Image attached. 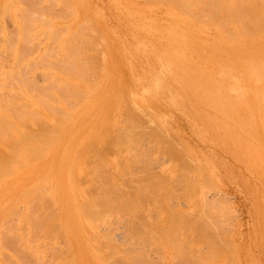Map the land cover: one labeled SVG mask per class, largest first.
<instances>
[{"label": "rangeland", "instance_id": "rangeland-1", "mask_svg": "<svg viewBox=\"0 0 264 264\" xmlns=\"http://www.w3.org/2000/svg\"><path fill=\"white\" fill-rule=\"evenodd\" d=\"M9 1H11V0H9ZM8 1V2H9ZM17 0H12V5H10L9 7H10V9L7 7V1L6 0H0V21H2V22H0V31L2 32H0V38H1V45L2 46H6L7 47V45L9 44L10 46V48L8 47L7 48V50H6V47H5V52L3 51V50H1V48H3V47H1L0 46V55H4V58H3V56H2V58L0 59L1 61H0V63H2V64H0V70L2 69V71L0 72V76H1V74H2V76H3V78H5V77H8L7 79L5 78V79H3L2 77H0V78H2L1 80L2 81H4L5 80V82H0V83H5V86H2V87H4V89L0 86V88H2V89H0L1 91V93H4L5 91V88H8L7 86H6V84L9 86V84H10V82H11V79H9V76L11 75V74H14V73H18V72H16L15 71V69H16V66H18V65H22V67H21V69H18V70H21L22 71V73H24L25 71H27L24 67L26 66L25 64H27V62H28V58H29V61H30V58L32 59L30 62H33V63H35V57L36 58H38V60L39 61H41V64H43V65H45L44 67H42V65H41V67L43 68L42 70H45L46 72H47V74H46V76L45 77H47V76H49L50 75V78L52 79L53 78V76H51V74H48V71L50 72V73H55V74H53L54 76H61L62 78L64 77V79H63V81L65 80V79H67V81H66V83L64 84V88H66V89H68L67 87L69 86V85H71L70 87H73V86H76V85H79L78 87H81V89H83L82 91H85V93H82V91H81V89L79 88V90L81 91V93L83 94V95H81V96H83L84 97V94H86L85 95V97L87 96V99L86 98H84V100L85 101H82L83 100V98L81 97V96H79L80 95V93H79V91H78V96L82 99H79V98H77V99H79L78 101L80 102H78L77 101V99L75 98V96L77 95H74L73 94V92H72V94H70L71 96H72V101H70L69 100V102H70V104H74V103H76V104H74L75 106H72V105H70V104H68V107H67V103H65V102H67V100H68V98L66 97L67 96V93L66 92H64L66 95L65 96H63V98L62 99H65L64 101L59 97V96H61L60 94H58L57 95V92H59V91H56L57 90V88H58V86H60L61 88H62V86L58 83V82H56L57 80V78L56 77H54V78H56V79H54V81H55V85L57 84V88H55V86H54V91H53V89H51V87H49L50 89H51V94H49L48 95V92L50 91V90H47L48 92L45 94V95H43L44 94V90L42 91L41 90V92H43V93H41V95H43L45 98H47L46 100H48L49 102L48 103H51L52 102V104L53 105H51V108L50 107H46L45 106V101H44V99H43V104H44V107H46L47 108V110L45 109V108H43L42 107V105H40V106H37V105H39V104H41V101H42V99L40 100V103L38 102V100L40 99L39 97H40V95H38L37 94V92H36V90L34 91V89H35V86H33V85H30V87L32 86V89H33V87H34V89L32 90L31 88H29V85L28 84H26L27 86H28V88L26 87V85H25V83H23V82H21V81H18L19 79L18 78H20L21 80H27L28 79V74H29V76L31 77L30 79H33V76H35L36 75V71L37 70H41V67L40 68H38V65H39V61L37 62V60H36V62H37V66H35V64H33V66L34 67H37V68H35V69H32V68H34V67H32V68H30L31 66H32V64H31V66H29L30 65V63H29V65L27 64V66H26V68L28 69V71H30V73H28L27 74V76H26V73H25V75L24 76H26V77H18L21 73H19V75L17 76V79L16 78H13V79H16L17 81L15 82V83H13V82H11V86L14 88V90H18V91H22V90H24V88L27 90V92H25V94H24V92H23V94H22V92L20 93V95L22 94L23 95V97H26V98H23V100H20L19 101V103L21 102V104H24L23 102H26V101H31V103L33 104L32 106H28V107H26V108H30L31 109V107L32 108H34L35 107V109L37 110V111H39V114L41 115L40 116V119L45 123V125H46V128L47 129H49V130H51V132H52V135L54 136L53 138L54 139H52V140H54V141H51V143L49 144L48 143V145L49 146H51L50 147V151H47V150H49L48 148V146L46 147L47 149H45L44 151H46V153H48V154H46L45 152H44V155H45V157L44 158H46V160L48 159V157L50 158H52V161H50V160H47V163H46V165H48V167L45 169V170H43V172L42 171H39V173H38V175L40 174L41 175V177H44V178H47V179H45L44 181H45V185L46 186H48V184H49V179L50 178H52V179H50L51 181H50V184H51V186H50V184H49V187H47V188H53V187H55V193H56V195H57V197H58V199H59V201H60V205L62 206V210L60 211L59 210V204H58V201H57V203L56 202H54V201H52V204H54V208H53V205L51 206L53 209H55V204H57V206H56V208L58 207V217H57V214L55 213V215L54 216H56V218L58 219V221L59 222H61V226L62 227H64L63 229H64V232H65V228H68V229H66V235L67 236H63V237H61L60 235H57L58 234V231H57V229H59V227L57 228V225H59L57 222V220L56 221H54L55 222V224H53V226L52 227H50V228H53L55 225H56V227H54L53 228V230H51L50 229V231H52L55 235H57L58 236V238L61 240V241H63L64 243H62L59 239L58 240H56V238H57V236H55L52 232V234H53V236H55V241H53L52 240V242H51V240H46L47 241V245H48V247H49V249H48V251H49V253L50 252H52L53 250H59V252H60V254H62L63 255V257H65L66 259H65V262L68 260L69 262H64V264H108L109 262H113L112 264H119L120 262H121V260L123 261L122 263H120V264H126L127 263V261H128V263L127 264H140L142 261L144 262L145 260H142L141 258H146L147 256V254H149V257H147L148 259L150 258V257H154L152 260L155 262V260L157 261V259H158V257L161 259L162 258V260L161 261H157V263L158 264H172V263H174V264H184V260H186V259H183V257H175L174 255H176L177 253H173L172 251H175L173 248H171L170 246H166L165 244H161V240L159 241V247H158V249L160 250V252H158V253H162V254H164L165 255V257H164V259L165 260H163V257H161V256H164V255H162L161 254V256H157V255H155L154 253H156L155 251L157 250V246L154 248V253L153 252H151V250H149V249H146L145 248V245H148L147 246V248H149V247H151L152 245H154V243H151V245L150 244H145V245H143V247H142V249L144 250V251H146V250H149V253H147V254H145L144 256L142 255V256H139V257H130V256H128V254H123V252H121V251H119V250H121L122 249V247L124 248L126 245H127V242H128V244L130 243L131 244V242L133 241V238L131 237V235H130V233H129V231L128 230H130V229H125V228H128L129 227V225H130V222H132L131 224H132V226H130L129 228H131V227H134V224L133 223H135V229L136 230H141V231H145L143 234H137V232L136 233H132V235H134V236H144L145 235V237H143V240L144 241H146L147 243L149 242V240L146 238V234L148 233L146 230H144L143 229V227H144V223L146 222V221H148V220H146L149 216L150 217H152V220L150 219V217L148 218L149 220H151L150 221V223L152 222V225H154V224H156V222L155 221H157V223H159L160 225H166L167 223H168V226H166L168 229H170L169 228V224L170 223H174V222H176V220H180L179 222H181V220L184 218V219H187V216H186V214H189V218H190V221L191 220H194V219H192V217L193 218H196V220H194L193 222H195V223H198L200 220L199 219H202V218H200V217H205L204 215H206V213L207 214H210V215H206V218L209 220V219H211V221H212V218L211 217H213L215 220H217L218 222H217V224L220 226L219 228L220 229H218L216 226V232L218 233V230L220 231L218 234L219 235H221L222 236V238L221 237H218L219 238V240L221 239V241H222V239L224 238V240L222 241V242H224L225 240L228 242H226L227 243V246H228V248L227 247H225V245L226 244H224V243H222L221 241V244L223 245V248L225 247L226 249H225V251L227 250H230L231 249V251L233 252V251H235V252H233V253H235L234 255H235V261L236 260H238V259H240V260H238V262L236 261H233V262H235V263H238V264H264V131L262 130V128H261V126L263 127V129H264V110H262V113L260 114L259 112L257 113V111H256V108H255V96H253L254 95V92L257 90V89H259L261 92H260V104L262 105V108H264L263 106H264V96H262V95H264V93H263V91H264V89H262V88H264V76H261V75H264V74H260L259 73V70L262 68V70L264 71V66H261V65H263L264 64V52H263V50H264V42H262L263 40H264V28H262V30H260L259 32L258 31H256V34H252L251 33V35H252V37H251V35L249 36V34L248 33H244V37H245V39L247 40V41H245V40H243V42L245 41V43L246 44H243V42H242V38H244L243 37V32L244 31H242V30H240L239 31V29H243V28H241L240 27V25H237V24H235L234 25V23L235 22H233V24H232V22L230 23H228L227 25H226V27L229 29V31L231 30V31H233V33H234V31L236 32V37L237 38H233V34L231 35L232 37L231 38H233L236 42H234V40L232 41V39L231 38H229L228 37V39H227V37L226 36H228L227 34V32L225 31L224 32V30H222V32H221V29L220 28H216L217 26L219 27V25H218V23L217 22H214V20H212L213 18H210L209 17V15H211V13L208 15L207 13H206V11H203V13H202V11L200 12L201 14H198V13H196V14H198L197 16L196 15H194V14H192L191 13V15H190V13H189V10H188V12H187V14H189V15H186V17L187 18H190L189 20H191V21H188V20H185V13H182V15L184 14V16H182L181 15V13H179V10H181V9H178L177 7H174V5L173 6H171V5H169V3H167L166 4V2H165V0H163L165 3L163 4V1L162 0H83V2H84V4H86V5H88V6H86V8H87V12H86V9H85V6H80L81 4H82V0H73V1H76V2H73V1H71V2H69L70 4H72L73 3V6H74V3H78L77 4V7H75L76 9L78 8V10H80L81 9V7L82 8H84V10H85V15L84 14H82V11L84 12V10H80L79 12H78V10L77 11H75L74 12V14L72 13L71 14V16L73 15L74 17H73V19H72V17H68L66 14H67V12L65 11L66 9H67V7H68V9L69 10H71V11H73V10H76V9H74L73 8V6L71 5L70 6V4L69 3H67L68 4V6H66L65 5V3L66 2H68V0L66 1V0H59L60 1V3H59V1L58 0H55V2H52V1H54V0H48V2L50 3V4H48L47 2H46V5L42 8V6L44 5V3H45V1H47V0H41V2H43L42 4V6H41V4H40V0H23V1H25L24 3H23V1L22 0H20L21 1V5L19 4V0L16 2ZM36 1H38L37 3L38 4H36L35 2ZM51 1V2H50ZM70 1V0H69ZM169 1V0H168ZM167 1V2H168ZM260 1H264V0H260ZM3 2V3H2ZM13 2H15V3H13ZM29 2H30V4H35V8L33 7L34 5H30L29 6ZM32 2V3H31ZM5 3V4H4ZM17 3V4H16ZM55 3V4H54ZM59 3V4H58ZM79 3H81V4H79ZM159 3V4H158ZM162 3V4H161ZM172 3V2H171ZM8 4H11V3H8ZM14 4V5H13ZM15 4H16V7H17V10L19 9V8H21V7H23L22 9L23 10H26L27 12L25 13V11H23L22 10V12L23 13H25V17H24V15L21 13V9L19 10V11H16V10H14V6H15ZM22 4H24L25 6L26 5H28V6H26L28 9H24V6L22 5ZM39 4H40V6H39ZM63 4V5H62ZM6 5V6H5ZM49 5V6H48ZM58 5H61V8H59V6ZM65 5V7H62V6H64ZM79 5V6H78ZM19 6H21V7H19ZM48 8H47V7ZM55 6H57L58 8H55ZM2 7H4V8H6L8 11H3V13H5L3 16H4V20L6 21V22H4V20L2 19V10H3V8ZM14 7V8H13ZM25 7V8H26ZM31 8V11H33V9H34V15H33V13L30 11V8ZM41 7V9H39ZM51 7H52V9H51ZM71 7H72V9H71ZM80 7V8H79ZM166 7V8H165ZM1 8H2V10H1ZM54 8H55V10L56 9H58V11L56 10V11H54ZM62 8L63 9H65L64 11L65 12H63V10H62ZM89 8V9H88ZM174 8H176L175 10H174ZM38 10V11H36V10ZM51 11H50V10ZM67 9V10H68ZM178 9V10H177ZM5 10V9H4ZM60 10V11H59ZM88 10H90L89 12H88ZM177 10V11H176ZM54 11V12H53ZM71 11H68V12H71ZM181 11H183V10H181ZM9 12H10V14H9ZM31 13V14H29V13ZM37 12H39V14L40 15H38V13ZM56 12V13H55ZM60 12V13H59ZM61 12H63V13H61ZM192 12V11H191ZM195 11H193V13H194ZM205 12V13H204ZM35 13H37V15H38V19H36L37 18V15L35 14ZM50 13V14H49ZM53 13V14H52ZM64 13H66V14H64ZM81 13V15H82V18L84 19L86 16H89L88 15V13L89 14H91L90 16H91V18L93 19V17L92 16H94V20L96 21V23L98 24V25H96V26H94L95 25V21L93 22V21H91V19H90V21L88 22L87 20H89V19H87L86 20V18H85V20L84 21H86V22H88V23H90V22H92V23H94L93 24V26H94V28H96V27H98L99 28V30H98V32L96 33L95 31H97L96 29H94V28H92V23L91 24H88V26L90 27L89 29H91V31L88 29V27L86 28V25H85V27L83 26L84 25V23L82 24V23H80V20H82L83 21V19L81 18V15L80 16H78V14H80ZM86 13H87V15H86ZM17 14V15H16ZM27 14H29V15H27ZM55 14H57L56 16H57V18H60V15H61V18L58 20V19H56V18H54V20H52V18L53 17H55ZM59 14V15H58ZM63 14L64 15H66V16H63ZM174 15V16H172V15ZM212 14H214V12H212ZM6 15V16H5ZM12 15V16H11ZM23 15V18L25 19V18H27V19H25L27 22H28V19L31 21H29L28 23H31L32 24V22L33 21H35L33 24H32V26H31V24H30V27L28 26L29 24H27V26H28V29L30 30V31H32L33 29L35 30V27H36V30L34 31L33 30V34L36 32H38V30H39V32L42 34V29L40 30V28H45L44 29V31H43V34H44V36H40V33H35L34 35L35 36H37L38 34V42L36 41V39H35V36H33L34 38H32V39H34L36 42H34V40H30L31 42H29V38H31L32 36V32H26V31H28V29L25 31V24H24V26L22 25L23 24V20L21 19L22 17L21 16ZM34 17H33V16ZM52 17H51V16ZM54 15V16H53ZM69 15H70V13H69ZM202 15V16H201ZM205 17H204V16ZM214 15H216V13L214 14ZM218 15V14H217ZM9 16V17H8ZM16 16H20V20H18V17L16 18ZM48 16V17H47ZM78 16V19H74V18H76ZM177 16V17H176ZM195 17L194 18V20H193V18H191V17ZM198 16H200V17H198ZM208 16V17H207ZM8 17V18H7ZM32 17V18H31ZM51 17V18H50ZM64 17L65 18H68V19H64ZM196 17H198L197 19H196ZM201 17H204V18H202L203 19V21L205 20V22H201L200 20H198V19H200ZM208 19H207V18ZM214 17V16H213ZM217 17V19H219L218 18V16H216ZM7 18V19H6ZM11 18H13V20L11 21ZM81 18V19H80ZM186 18V19H187ZM215 18V17H214ZM31 19H34V20H31ZM36 19V20H35ZM51 19V20H50ZM61 19H62V26L65 24L66 26L68 25V23L67 22H69V26L71 25V24H74V25H71L70 27L68 26V27H66L65 25H64V27H62L61 25H59L60 23H59V21H61ZM175 20V21H177L175 24H174V21H171V20ZM211 19V20H210ZM24 20V22H26ZM37 20H40L39 21V25H37ZM64 20V21H63ZM73 20H76V21H74L73 22ZM79 20V21H78ZM192 20L193 21H195V23L194 22H192ZM208 20H210L211 21V23H215L216 24V26L215 25H213V24H211ZM216 20V19H215ZM14 21V22H13ZM52 23H51V22ZM57 21V22H56ZM70 21L72 22V23H70ZM83 21V22H84ZM217 21V20H216ZM219 21V20H218ZM3 22H4V24H6L7 23V26L5 25V27L6 28H8L9 29V31H11V29H12V32L10 33V34H12L13 33V26H14V24L13 23H15V31H14V33H15V35H17V33H16V30L18 31V29H19V36H15L16 37V39L18 40V43L16 42V39H15V37H14V33L11 35L12 37H14L13 39H12V37L10 38V35L8 34L9 32H7L8 30L5 28V27H3ZM26 22V23H27ZM41 22V23H40ZM49 22H50V24H52V26L49 24ZM56 22V23H55ZM78 22H79V24L81 25V27L79 26L78 27V30L80 31H78V30H76V27L78 26ZM173 22V23H172ZM184 22V23H183ZM21 23V24H20ZM43 23V25H40V24H42ZM67 23V24H66ZM75 23H77V25L75 24ZM181 23V24H180ZM182 23H183V25H182ZM197 23V24H196ZM199 23H201L202 25H205V26H200V25H198ZM48 24H49V26H48ZM171 24H173V25H171ZM176 24H177V26H176ZM209 24H211L212 25V27H210L209 28ZM59 25V28H60V30L59 29H57V28H54V26H58ZM175 25V26H174ZM181 25V26H180ZM187 25V26H186ZM190 25V26H189ZM210 25V26H211ZM17 26V27H16ZM19 26V27H18ZM42 26V27H41ZM74 26V27H73ZM83 26V27H82ZM183 26V27H182ZM214 26V27H213ZM234 26V27H233ZM237 26V27H236ZM2 27V28H1ZM24 27V29H22ZM31 27L33 28L32 30H31ZM62 27V28H61ZM170 27H173V28H170ZM201 27H203V28H201ZM230 27V28H229ZM239 27V29H237ZM264 27V26H263ZM18 28V29H17ZM84 28V29H83ZM85 28L87 29V31L85 30ZM167 28H170L169 30L167 29ZM177 28V29H176ZM182 28H184V29H182ZM195 28V29H194ZM200 28V29H199ZM213 28H215V29H213ZM4 29H5V31H4ZM50 29V30H49ZM74 29V31H72ZM191 31L192 29V31L190 32L189 30ZM20 30H22L23 32H24V34H25V36L26 37H28V36H31V37H29V38H22V37H24V36H22V32L20 31ZM75 30L77 31L76 32V34L79 32V33H81L82 32V30H85V31H83V33L84 32H88V35L90 34V32H92V34L93 33H95V35H90V36H88L87 35V38L86 39H88V41L85 39V37H82L83 35H82V33H81V39L80 40H82V39H84L83 40V42H84V44H82L81 43V41H80V45L78 44V42L76 43V41H78L77 40V38H80L79 36V34H77L78 36H75V34H73V33H75ZM92 30H95V31H92ZM182 30V31H181ZM187 30V32H185ZM199 30H200V32H199ZM201 30L202 31H204L205 30V32H202V35H201ZM213 30V31H212ZM218 30V31H217ZM244 30V29H243ZM4 31V32H3ZM52 31V32H51ZM102 33H101V32ZM175 31V32H174ZM179 31H180V33H182L181 35H180V33H179ZM239 31V32H238ZM262 31V32H261ZM54 32V33H53ZM55 32H56V34H55ZM58 32V33H57ZM69 32V33H68ZM73 32V33H72ZM99 32H100V34H102V37H105L106 39L104 40H102L103 41V43H106V42H104V41H107V44L108 45H106L105 44V46H104V52H103V49H101L102 47H103V45L101 46V45H99L100 43H101V41H99V37H101V35H99ZM185 32V33H184ZM209 32H210V35H208L209 34ZM221 33V35L219 34V33ZM240 32H242V33H240ZM258 32V33H257ZM7 33V34H6ZM28 33H30L31 35H28L27 36V34ZM51 33H53V36H52V34ZM61 33V34H60ZM205 33H208V34H205ZM217 33H218V35H217ZM225 33H227V34H225V36H224V34ZM238 33H240V34H238ZM255 33V32H254ZM47 34H48V36H47ZM50 34H51V36H50ZM68 35V34H70L68 37H69V39L70 40H72L74 37H75V40H73L74 42H72L71 41V43H74V44H78V50H80L81 48H86V47H88L87 49H82L81 50V52H79L78 53V51H77V48H74V46L75 45H70L71 43H70V40L68 39V40H66L67 38H65V36L66 35ZM169 34H170V36H169ZM177 34H178V37H177ZM187 34V35H186ZM239 35V37L241 36V38L239 39V37H238V35ZM263 34V35H262ZM5 35H6V37H5ZM85 36H86V34H84ZM173 35V36H172ZM214 35H216V36H214ZM230 35V34H229ZM256 35V36H255ZM260 37H259V36ZM7 36L9 37V40H8V38H7ZM22 36V37H21ZM92 36H97V37H93V38H95V39H93L92 38ZM167 36H169V38H170V40H169V38L167 37ZM212 36H214V37H212ZM247 36V37H246ZM255 36V37H254ZM258 36V37H257ZM4 37H5V40H6V43H5V41H3L4 40ZM60 37H61V39H64V40H61L60 39ZM62 37H64V38H62ZM67 37V36H66ZM92 38V40H91V42L92 43H94V44H92L91 42H90V39ZM102 37H101V39H102ZM177 37V38H176ZM183 37V38H182ZM210 37V38H209ZM218 39H217V38ZM20 38H22V39H20ZM39 38H40V40H39ZM58 38V39H57ZM90 38V39H89ZM168 40H167V39ZM171 38H173V39H171ZM180 38V39H179ZM187 38V39H186ZM211 38H213L214 40H215V42L214 43H211L212 42V39ZM224 38V39H223ZM253 38H256V39H253ZM3 39V40H2ZM12 39V40H11ZM15 39V40H14ZM24 39V40H23ZM60 39V42H62L63 43V45H62V43H60L61 44V46H60V44H59V46H60V48H62V49H59V46H58V44H56V45H54V48L52 47V43H51V40H52V42H54V43H57L56 42V40H59ZM98 39V40H97ZM100 39V40H101ZM179 39V40H178ZM236 39H239L238 41H240V42H238ZM249 39H251V41L249 40ZM7 40H8V42H7ZM21 40H23V41H27L26 42V45L27 46H30L33 42L36 44L35 46L34 45H31V46H33V49H34V47L36 48V47H38L39 46V48H36V49H32V47L30 46L29 48H30V50L29 49H27L26 48V45H25V47L22 45H18V44H20V42L19 41H21ZM53 40H55V41H53ZM66 40V41H65ZM94 40V41H93ZM174 40V41H173ZM203 42H202V41ZM213 40V41H214ZM219 40H221V41H219ZM223 40H225V42L223 41ZM231 40V41H230ZM255 40V41H254ZM44 41V42H43ZM172 41H173V43H172ZM206 41V42H205ZM250 41V42H249ZM5 44H4V43ZM10 42H12V43H10ZM15 42L17 43L16 45H15ZM47 42V43H46ZM50 44H49V43ZM85 42H90V44H91V46H89V44L88 43H86L85 44ZM96 42H98V46H97V43ZM183 42H185L184 44H183ZM219 42H222V43H220V44H217V43H219ZM233 43V44H231V43ZM22 43H24V42H22ZM29 43H31L30 45H29ZM33 43V44H34ZM42 43L44 44V45H42ZM68 44L69 46L68 47H71L72 48V52L74 51L73 50V48L76 50L75 52H76V54H75V52L74 53H72L71 51H68V48H66L65 49V44ZM170 43V44H169ZM240 45H239V44ZM250 43H252V44H254L253 46L250 44ZM13 44V45H12ZM96 44V45H95ZM102 44V43H101ZM205 44H206V46L207 47H205ZM16 46V48H15V46ZM40 45H41V47H40ZM46 45V46H45ZM84 45H86L85 47H84ZM118 45V46H117ZM176 45V46H175ZM180 45H183V46H180ZM215 45V46H214ZM218 45V46H217ZM225 45H227L226 46V48H225ZM259 45V46H258ZM18 46V47H17ZM56 46H58V49L56 50L55 48H56ZM77 46V45H76ZM82 46V47H81ZM166 46V47H165ZM179 47V49H178V47ZM185 46H187V47H185ZM202 46V47H201ZM220 46L223 48V49H220ZM232 47L233 46V48H230V47ZM238 46V47H237ZM245 46V47H244ZM252 46V47H251ZM258 46V47H257ZM261 46V47H260ZM12 47H14V48H12ZM23 49V51L20 49ZM52 47V49H54L55 51H53L52 49L50 50V48ZM67 47V46H66ZM81 47V48H80ZM95 47L96 48H98V49H95ZM107 48V50H105L106 48ZM168 47H169V50H167L168 49ZM185 47L186 48V51H184L185 50V48L183 49V48ZM260 47V48H259ZM109 48V49H108ZM119 48V49H118ZM165 48V49H164ZM190 48H191V50H193V51H191L190 50ZM218 50H217V49ZM243 48V49H242ZM4 49V48H3ZM24 49H27V50H25L24 51ZM70 49V48H69ZM103 52V53H105V51L107 52L105 55L103 54V55H101L102 54V52H100V50ZM171 49V50H170ZM178 49V50H177ZM183 49V50H182ZM196 49V50H195ZM241 49V50H240ZM16 50V51H15ZM18 50V51H17ZM21 50V52H19ZM42 50H43V52L44 53H42V56H43V58H41L40 57V59H39V57H37V56H40L41 55V52H42ZM59 50L61 51H63V53L64 54H67V52H71V55L69 56V57H67L68 55H64V60H66V57L68 58V61H66L65 63H63V64H65V66L63 65V66H61V60L63 59L62 57H60L59 56V54H60V52H59ZM93 51V52H90V51ZM96 50H98L99 51V54H98V51H96ZM120 50V51H119ZM123 50V51H122ZM176 51L177 50V52L179 53V57L177 56V59L174 57V54L172 53V51ZM180 50V51H179ZM189 50V51H188ZM202 50V51H201ZM214 50V51H213ZM229 50V51H228ZM245 50V51H244ZM261 50V51H260ZM11 51H12V53H11ZM27 51H29V52H27ZM31 51V52H30ZM58 51V52H57ZM119 51V52H118ZM169 51H171V52H169ZM190 51H191V53H190ZM195 51V52H194ZM206 51V52H205ZM243 51L245 52V54L243 53ZM2 52H4V54H2ZM52 52H57V53H53V55H55L56 57H53V55H52ZM66 52V53H65ZM86 52H89L91 55H94L93 57H91V55L90 56H86L87 54H85ZM183 53L182 54V56H181V53ZM193 52V53H192ZM197 52V53H196ZM203 52V53H202ZM230 52V53H229ZM263 52V53H262ZM15 53V54H14ZM17 53H19V54H17ZM22 53V54H21ZM26 53V54H25ZM27 53H29V54H27ZM33 53V54H32ZM78 53V54H77ZM92 53H94V54H92ZM109 53V56H107V54ZM119 53V54H118ZM172 53V54H171ZM177 53V54H178ZM184 53H186V54H184ZM196 53V54H195ZM219 53L221 54L222 53V55H219ZM247 53V54H246ZM5 54H7L6 56H5ZM46 54H49V55H47L46 56ZM84 54L85 56H82V55ZM191 54H193L192 56H191ZM244 54V55H243ZM249 54V55H248ZM258 54H260V55H258ZM262 54V55H261ZM52 55V56H51ZM76 55H77V57H76ZM166 55V56H165ZM168 55V56H167ZM172 55V56H171ZM196 55V56H195ZM199 55V56H198ZM238 55V56H237ZM32 56V57H31ZM51 56V57H50ZM60 58H59V57ZM61 56H63L62 54H61ZM73 56V58L72 59H70L71 57ZM79 56H81V58H79ZM185 56V57H184ZM189 56V57H188ZM257 56V57H256ZM93 59V61H92V59ZM173 57H174V59H173ZM187 57V58H186ZM258 57L260 58V61H262V63L263 64H261L260 66H261V68L258 70V73L260 74V76H258V78L257 77H255V75H258V73H256V72H253V74L254 75H252V76H250L251 74H252V72L250 71V70H248V68L246 67V65H245V63L246 62H249V61H251V63L253 62V63H255V62H257V60H258ZM10 58H12V59H10ZM13 58H14V60H19V61H15L14 62V60H13ZM33 58H34V60H33ZM48 58H49V61H50V67H51V70L52 71H50V68L49 67H46L48 64H49V62H48ZM56 58H59V59H61V60H59L60 62H58V60L56 59ZM76 58H78V60L76 59ZM118 58V59H117ZM186 58V59H185ZM195 58V59H194ZM21 59V60H20ZM25 59V60H24ZM50 59H52V60H57L56 62H51V60ZM173 59V60H172ZM189 59V61H187ZM190 59H192V60H190ZM198 59V60H197ZM201 59H202V61L204 62H202V64H201ZM211 59V60H210ZM23 60L25 61V64L23 63ZM77 60V61H76ZM80 60H81V62L82 61H84V62H86L84 65H83V63H82V65L84 66H82V68L84 69L85 68V71L87 70V77H85L84 78V73H85V71L83 72V70H82V73H79V72H81V66H80V70L79 71H77L76 73H77V75L78 74H80V75H78V76H80V78L81 79H78V78H76V74L75 73H73L75 70H72L73 68L74 69H76L75 68V66L77 65H79V63H80ZM99 60H101V63H103V65H104V67H101L102 66V64L100 63V65H99ZM181 60V61H180ZM195 60V61H194ZM200 60V61H199ZM210 60V61H209ZM47 61L48 62V64L46 65V64H44L45 62ZM63 61V60H62ZM118 61H119V63H118ZM176 61H178L179 63L178 64H176L177 62ZM185 61V62H184ZM213 63H212V62ZM218 61H220V62H218ZM14 62V63H13ZM68 62V63H67ZM73 62H74V64H73ZM200 62V63H199ZM211 62V63H210ZM216 62H218L217 64H215ZM223 62V63H222ZM7 63V64H6ZM22 63V64H21ZM96 63V64H95ZM188 63H191V64H188ZM198 63V64H197ZM261 63V62H260ZM25 66H24V65ZM95 65L96 67H93V66H91V65ZM99 66H98V65ZM105 64H107V65H105ZM192 64H194V65H192ZM197 64V65H196ZM211 64H213L212 65V67H211ZM219 64V65H218ZM256 64V63H255ZM59 65V66H58ZM70 66L69 67V70L71 71L72 70V76L74 77V75H76L74 78L72 77V78H70V75H71V73H69L70 75L68 76V74H64L63 72L65 71V72H67V69L68 68H66V70H64V68L65 67H67V66ZM81 65V64H80ZM89 65L91 66V67H93V68H90L89 67ZM178 65V66H177ZM183 65V66H182ZM187 65V66H186ZM203 65V66H202ZM220 65H223V67L222 66H220ZM11 66H14L13 68H10ZM40 66V65H39ZM54 66H55V68H54ZM86 66V67H85ZM105 66H107V67H105ZM182 66V67H181ZM201 66V67H200ZM207 66H208V68H207ZM53 67V68H52ZM56 67L58 68V70H56ZM191 67V68H190ZM209 67H211L210 69H209ZM10 68V69H9ZM22 68H24L25 69V71H23L22 70ZM60 68V69H59ZM181 68V69H180ZM183 68H184V70H183ZM196 70H195V69ZM13 69V70H12ZM49 69V70H48ZM53 69H55V70H53ZM7 70H8V72H7ZM41 70V71H42ZM68 70V72H70ZM77 70H78V67H77ZM183 70V71H182ZM186 70H190L189 72H187ZM262 70H260V71H262ZM11 71V72H10ZM13 71H15V72H13ZM27 71V72H28ZM63 71V72H62ZM113 71H115L114 73H113ZM131 71H133V72H131ZM209 71H211L210 72V74H211V76L213 75V78L214 79H211V76H210V74H209ZM219 71V72H218ZM224 71V72H223ZM231 71V72H230ZM249 71H250V73H249ZM262 71V72H263ZM2 72H4V73H2ZM7 72V74L6 75H8V73H9V76H4L5 75V73ZM20 72V71H19ZM34 72H35V75H34ZM93 72H95L94 74H93ZM185 72V73H184ZM194 72V73H193ZM195 72H196V74H195ZM214 72V73H213ZM11 73V74H10ZM39 73H41V72H39ZM58 73H61V74H58ZM119 73V74H118ZM133 73V74H132ZM222 73V74H221ZM256 73V74H255ZM264 73V72H263ZM30 74H32V76L30 75ZM45 75L44 74V72L43 73H41V76L43 77V75ZM63 74V75H62ZM82 74H84L83 75V79H82V77H81V75ZM124 74V75H123ZM132 74V75H131ZM144 74V75H143ZM200 74V75H199ZM226 74V75H225ZM23 75V74H22ZM100 75V78H102V79H98L99 76ZM119 75V76H118ZM133 75H134V77H133ZM184 75V76H183ZM186 75V76H185ZM192 75V76H191ZM202 75V76H201ZM15 76V75H14ZM36 76H38V75H36ZM34 77V80H35V78H37V77ZM41 76H40V74H39V78H37V81L35 80H33L34 82H32V81H30V82H32L33 84H37V82H39L40 80V86H41V84L43 85L42 87H46L47 88V85L45 84L46 82V80H47V83L49 84V82H50V84L53 86V84H54V81H48V79H45V81H44V84H43V81H42V79L43 78H45V77H43V78H41ZM77 76V77H78ZM96 76V77H95ZM113 76V77H112ZM115 76V77H114ZM123 76H125L124 78H123ZM207 76H208V78H207ZM223 76H226V77H223ZM12 77H13V75H12ZM60 77V78H61ZM88 77H94V79H98V81L97 80H94V82L92 81L93 80V78L91 79V81L93 82H90V79L88 78ZM98 77V78H97ZM112 77V78H111ZM117 77V78H116ZM119 77H120V79H119ZM133 77V78H132ZM146 77V78H145ZM152 77V78H151ZM191 77V78H190ZM194 77L197 79L198 78V80H195L194 79ZM203 78V82H202V78ZM261 77V80L259 79ZM11 78V77H10ZM155 78V79H154ZM186 78V79H185ZM190 78V81L188 80ZM205 78L207 79L206 80V82H205ZM232 78V79H231ZM256 78L259 80L258 82L257 81H255L256 80ZM12 79V80H13ZM39 79V80H38ZM73 80L72 82L71 81H69V80ZM108 79V80H107ZM109 79H111V80H109ZM112 79H113V81H112ZM134 79V80H133ZM201 79V80H200ZM221 79V80H220ZM228 79H230V81H231V83L228 81ZM0 80V81H1ZM9 80H10V82H9ZM25 80V81H26ZM44 80V79H43ZM50 80V79H49ZM85 80H87L86 81V83L84 82ZM100 80V81H99ZM209 80H210V82H209ZM213 80H215L214 82H213ZM233 80H234V82H233ZM63 81H60V83L61 84H63L62 82ZM79 81V82H78ZM107 81H109V86H108V83H107ZM128 81H130V83L128 82ZM138 81V82H137ZM144 81H146L147 83H148V86L147 85H145V84H147L146 82H144ZM162 81H163V83H162ZM211 81L213 82V83H211ZM221 81H223V83H224V87L226 88V90H228V88L230 87L229 86V83H230V85L232 86L233 85V87H231L232 89L234 88V85L235 86H237V85H239L238 87L239 88H242V87H244L242 90H246V91H244V92H247V94H245V98H246V100H244V94H242L241 96L239 95H237L238 93H239V90H237L238 91V93L237 92H235V93H237L236 94V98H235V95H232L233 96V98L235 99V101H239V104H237V106H239V108H240V106H241V108L243 107V109H240L239 111L237 110L238 109V107H237V109H232L233 111H231V109H230V111H227L226 112V110L223 112V114H222V109H224V108H219V109H217V106L218 105H215V103H214V106H213V103L210 101V99L209 98H207L206 96H208V93L205 95V93H203V91H204V87H205V89L208 87V86H210V85H212L213 86V84H216V82H217V84L219 83V82H221ZM9 82V83H8ZM23 83V84H21V88H20V84H17L18 85V87L16 86V83ZM26 82H28V81H26ZM52 82H53V84H52ZM67 82H70L69 83V85H67V87H66V84H68ZM97 82H101L100 84L99 83H97ZM102 82L104 83V84H102ZM111 82V83H110ZM127 84H126V83ZM134 84L135 83V85L137 86V87H135L132 83ZM192 82V83H191ZM90 83H92V84H94V86L92 85V84H90ZM117 85H116V84ZM125 84V87H124V84ZM138 83V84H137ZM191 85H190V84ZM50 84H49V86H50ZM106 84V85H105ZM130 84H131V86H130ZM142 85V86H138V85ZM167 85L166 87H169L168 89V91L166 90V87H164V85ZM199 84H200V86H199ZM208 84V86L206 87V85ZM1 85V84H0ZM25 87H24V86ZM38 85V84H37ZM83 87H82V86ZM104 85V86H103ZM152 86V88H151V86ZM204 86L203 88H202V86ZM261 85H262V87H261ZM15 86L18 88H16L15 89ZM100 86V87H99ZM117 86H119V87H117ZM122 86V87H121ZM130 86V87H129ZM194 86V87H193ZM229 86V87H228ZM23 87V88H22ZM78 87L76 88V89H78ZM85 87H86V89H85ZM89 87H90V89H89ZM104 87V88H103ZM134 87V88H133ZM199 87V88H198ZM238 87H236V88H238ZM10 89H11V87H9ZM6 89V90H9L10 91V89ZM37 88V87H36ZM46 88H43V89H45V91H46ZM48 88V89H49ZM61 88H58V89H60V90H63V89H61ZM96 88V89H95ZM129 88V89H128ZM154 88V89H153ZM161 88V89H160ZM165 90H164V89ZM189 88V89H188ZM198 88V89H197ZM209 88V87H208ZM208 88L206 89V91L208 90ZM235 88V89H236ZM238 88V89H239ZM22 89V90H21ZM29 89H31L32 90V92L34 91V93L35 94H37V96H38V100L36 101V95L34 96L35 98H33L32 96H33V94L31 95L30 94V91L31 90H29ZM41 89V88H40ZM39 88H37V91H39L40 90ZM73 89H74V91H75V88L73 87ZM89 89V90H88ZM123 89H125V91L127 90V92H125ZM170 89L172 90V92L173 93H169V91H170ZM201 89H202V91H201ZM224 89V88H223ZM231 89V92H229L230 94L231 93H234V92H232L233 90ZM13 90V91H14ZM28 90H29V92H28ZM69 90V89H68ZM71 90V89H70ZM87 90V91H86ZM94 90V91H93ZM97 90V91H96ZM99 90V91H98ZM129 90H130V92H129ZM134 90H136L135 92H134ZM154 91V92H152L151 93V91ZM195 90V91H194ZM197 90L199 91V92H197ZM3 91V92H2ZM8 91V92H9ZM25 91V90H24ZM53 91V92H52ZM56 91V92H55ZM64 91V90H63ZM62 91V92H63ZM91 93H90V92ZM120 91V92H119ZM127 94H125L124 92ZM205 91V92H206ZM228 91H230V89L228 90ZM250 91V92H249ZM7 91H6V95H8V94H10V93H8ZM14 92H16V91H14ZM54 92L56 93L55 94V96L58 98L59 97V102H61V103H56V102H58V101H53V97L51 96L52 95V93L54 94ZM61 92V93H62ZM99 92H101V94L99 93ZM104 92V93H103ZM253 92V93H252ZM0 93V94H1ZM13 93V92H12ZM11 93V94H12ZM18 93V92H17ZM64 93H62L63 95H64ZM69 93H71V92H69ZM94 93H96V94H94ZM98 93V94H97ZM110 93V94H109ZM123 93H124V95H123ZM133 93V94H132ZM155 93V94H154ZM234 93V94H235ZM243 93V92H242ZM252 93V95H250ZM19 94V93H18ZM30 94V95H29ZM121 94V95H120ZM129 94H131V95H133V97L131 96L130 98H129ZM202 94H204L205 95V99H204V95H202ZM4 96V97H7V96ZM15 96L17 95V94H14ZM20 95H18V96H20ZM22 95H21V97H22ZM28 95V96H27ZM156 95H157V97L158 98H156ZM2 96V94L0 95V97ZM51 96V97H50ZM68 96H69V94H68ZM73 96H74V99L76 100V102H74L73 103ZM77 96V97H78ZM121 96V97H120ZM124 96H125V98H124ZM231 96V97H232ZM237 96H238V98L239 97H241V99L242 100H244V101H246V102H248V103H246L245 104V102L244 101H242V100H240V98L238 99L237 98ZM243 96V97H242ZM44 97H42L41 96V98H44ZM48 97H50L51 98V100H49L50 98H48ZM62 97V96H61ZM105 97V98H104ZM109 97V98H108ZM113 97V98H112ZM120 97V98H119ZM126 97H128V99H131V100H133L134 99V103L136 102V106H132L133 108H131V105L130 104H132V103H129L128 101H130V100H125L126 99ZM3 98V97H2ZM119 98V99H118ZM122 98V99H121ZM133 98V99H132ZM199 98V99H198ZM201 98V99H200ZM203 98V99H202ZM24 99H26V100H24ZM70 99V98H69ZM115 99V100H114ZM159 99H161V100H159ZM163 99V100H162ZM168 99V100H167ZM33 100V101H32ZM58 100V99H57ZM62 100V101H61ZM74 100V101H75ZM81 100V101H80ZM97 100V101H96ZM121 100L123 101V105H121L119 102H121ZM165 100V101H164ZM170 100V101H169ZM203 100H206V101H203ZM208 100V101H207ZM233 100V99H232ZM0 101H1V99H0ZM23 101V102H22ZM87 101V102H86ZM107 101V102H106ZM111 101V102H110ZM116 101H118V103L116 102ZM125 101H127L128 102V107H129V105H130V108H131V110L132 109H134L135 107H138V105L140 106L139 107V109H141V113L139 114V113H137L138 111H139V109H134L135 111L136 110H138L137 112H135V113H137V114H139V115H141V119L139 118V116H138V118L139 119H135L136 117H134V119L132 118V116H131V113H133L134 112V110H132V112H130L131 110H130V108H129V114H127L128 112H127V110H125L126 111V113H125V111H124V109L126 108L125 106H126V103H125ZM164 101V102H163ZM54 102H55V104H54ZM72 102V103H71ZM78 102V103H77ZM86 103V104H84V103ZM105 102V103H104ZM205 102V103H204ZM1 103H2V101H1ZM0 103V104H1ZM18 103V102H17ZM88 103H90L89 104V106H87L88 105ZM115 103H116V105H115ZM122 103V102H121ZM167 105H166V104ZM263 103V104H262ZM26 104V103H25ZM24 104V105H25ZM28 104L30 105V102H28ZM27 104V105H28ZM56 104H61L59 107H61L60 109L62 110V107H64V112L63 111H61L59 108H57V110H56V108H55V105ZM164 104H165V106H164ZM212 106V109H211V107H210V105ZM4 105V104H3ZM26 105V106H27ZM47 105V104H46ZM70 105V106H69ZM85 107H84V106ZM109 105V106H108ZM134 105V104H133ZM159 105V106H158ZM163 105V106H162ZM52 106H54V107H52ZM74 108L75 107V110H74V112H76L77 114H74V115H72V112H73V110H72V107ZM83 106V107H82ZM94 106H95V108H94ZM102 106H104V107H102ZM118 106H121L122 108H120V107H118ZM161 106V107H160ZM216 106V107H215ZM245 106H246V108H248V109H246L245 108ZM253 106V107H252ZM69 109H67V108ZM127 107V108H128ZM163 107V108H162ZM253 109H252V108ZM38 108V109H37ZM55 108V109H54ZM71 108V109H70ZM87 108H89V109H87ZM103 108V109H102ZM113 108H114V110H113ZM124 108V109H123ZM146 108H149V110L152 112V113H150V111L148 112V110L146 109ZM166 108V109H165ZM206 108V109H205ZM49 109H51V110H55V114L54 113H52L53 111H51V110H49ZM65 109H67L68 111H70V110H72V111H70L71 113V116H73V117H71L70 116V118H72V119H70V118H68L69 116H68V111H67V113H65L66 111H65ZM106 109H107V111H106ZM108 109H110V115H108L107 114V112H108ZM118 111V113L117 112H115L116 110ZM165 109V110H164ZM214 109V110H213ZM217 109V110H216ZM244 109L246 110V111H244ZM78 110H80V111H78ZM104 110V111H103ZM146 112H145V111ZM160 110V111H159ZM219 110V111H218ZM250 110L251 111H255V112H252L251 114H253V116L254 117H252L251 116V114L249 113L250 112ZM51 111V112H50ZM86 111V112H85ZM106 111V112H105ZM113 111V112H112ZM124 112L123 114H122V112ZM159 111V112H158ZM217 112V114H216V116H215V112ZM221 111V112H220ZM242 112L241 114L239 113V112ZM49 112V113H48ZM83 112V113H82ZM99 112V113H98ZM108 112V113H109ZM220 112V113H219ZM225 112H226V114H225ZM249 114H248V113ZM56 113H58L57 115H56ZM80 113V114H79ZM116 113V114H115ZM120 113V114H119ZM134 113V114H135ZM149 113H150V115H152V116H150L149 115ZM228 113L230 114V113H232V114H230L231 116H229L228 115ZM60 114V115H59ZM104 114V115H103ZM121 114H122V116H121ZM124 114H127V115H124ZM143 114V115H142ZM146 114V118L148 117V119H149V117H150V120H155V119H158L157 121H159V120H163L162 122H164V124H166L167 126V128L165 127H163L161 130H160V128L159 127H162V126H160V124H162V125H164L163 123H160L159 124V122H158V124H159V126H158V124L156 123V125L155 126H157L158 127V129L160 130V131H162V130H167V132L165 131V133H166V135H167V133L169 132L170 134H168L169 135V138L174 134V135H176L177 137L175 138V136H174V138H173V140H168V139H166V137L168 138V135L166 136L165 134H163L162 133V138L160 137L159 139L161 140V139H163V140H161V141H159V139H156L157 141L156 142H158L159 144H157L156 142H154L155 141V139L153 140V138L151 137V135H150V132L152 131V129H147L146 130V126L149 124H151L152 122L151 121H148V119H145V117H144V115ZM154 114L156 115L157 114V116L156 117H154L153 118V116H154ZM240 114V115H239ZM67 115V116H66ZM92 115V116H91ZM128 115H129V117H128ZM136 115V114H135ZM148 115V116H147ZM222 115V116H221ZM224 115V116H223ZM233 115V116H232ZM243 115V116H242ZM251 116L249 119H250V121H249V119H247L248 117H246V116ZM258 115H260V116H258ZM52 116V117H51ZM62 116V117H61ZM131 116V117H130ZM137 116V115H136ZM159 116V117H158ZM223 117V122H225V123H223L221 120V118ZM230 117V118H229ZM233 117H235V118H233ZM260 117H261V120H260ZM15 118V117H14ZM17 119H13L12 118V124L14 123V125L15 124H20V125H18L17 124V126L15 127V128H19L21 131L24 129V127H25V125L26 124H28V123H31L32 125H30L29 124V126H33V127H31V129L32 128H35V129H32V130H34V131H36V130H38L39 129V126L38 125H36L37 124V122H35V121H28V120H26L25 121V123L22 121V124L20 123V121L19 120H21V119H19L18 117H16ZM160 118V119H159ZM162 118V119H161ZM19 119V120H18ZM78 119V120H77ZM82 119V120H81ZM128 119V120H127ZM144 120V124L146 125V126H142V122H143V120ZM216 119H218V121L216 120ZM221 119V120H220ZM225 119V120H224ZM231 119V120H230ZM252 119L254 120V121H252ZM263 119V120H262ZM19 121V122H16L15 123V121ZM138 120V121H137ZM139 120H141L142 122H140ZM146 120V121H145ZM233 120H234V122H233ZM28 121V122H27ZM93 121V122H92ZM148 121V123H146ZM168 122V123H166V122ZM251 122V124L253 125L254 123V125L256 126H251V124L249 123V122ZM260 121H261V123H260ZM133 123V124H130V123ZM135 122H136V124H135ZM155 122V121H154ZM170 122L172 123V124H170ZM228 122H230V124L228 123ZM56 123V124H55ZM109 123V124H108ZM221 123V124H220ZM232 123V124H231ZM247 123H249L248 125H249V127H250V129H249V127H245V124H247ZM263 123V124H262ZM23 124H25L24 126H22ZM91 124V125H90ZM153 124V123H152ZM225 124V125H224ZM229 124V125H228ZM235 124H237V125H235ZM257 124V125H256ZM49 125V126H48ZM108 125H109V127H108ZM135 125V126H134ZM173 125V126H172ZM232 125H234V126H232ZM29 126H28V128H29ZM82 126H86V127H82ZM90 126V127H89ZM108 127V129L110 128L111 130L112 129H116V130H118V131H120L121 133H125L127 136H129V141H131V143H132V146H127V148L126 147H124L122 150H119V151H116V155H115V151L113 150V149H110L109 151H107L105 148V143H106V141H109L110 143H112V144H115L117 141H113L114 139H115V137H116V135H114L113 133H115V132H118V131H112V133H110V131L108 130V129H106V127ZM129 126H132V127H134L132 130H127V128L129 127ZM165 126V125H164ZM168 126L170 127L171 126V129L169 128L168 129ZM224 126V127H223ZM225 126H226V128H228V129H226L225 128ZM229 126V127H228ZM238 126V127H237ZM12 125H11V129H12ZM81 127V128H80ZM98 127V128H97ZM104 127H105V129H104ZM149 127V126H148ZM235 127V128H234ZM15 128H13V130H16ZM137 128V129H136ZM151 128H153L154 130H155V127L153 126H151ZM173 128V129H172ZM230 128V129H229ZM256 128V131L255 130H253V129H255ZM18 129V130H19ZM77 129H80V130H77ZM100 129V130H99ZM140 129V130H139ZM67 130V131H66ZM123 132H122V131ZM149 130H151V131H149ZM158 130V132L160 133V131ZM172 130H173V132H172ZM237 130V131H236ZM252 130V131H251ZM57 133H56V132ZM78 131V132H77ZM147 131H149V133L148 134H146L147 133ZM157 131V130H156ZM163 131V132H164ZM229 131V132H228ZM231 131V132H230ZM247 133H246V132ZM20 132V131H19ZM145 132V133H144ZM263 132V133H262ZM119 133V132H118ZM138 133V134H137ZM171 133H172V135H171ZM230 133V134H229ZM233 133V134H232ZM238 133H239V136H238ZM253 133H254V135H253ZM57 134V135H56ZM114 135V136H112V135ZM243 134V135H242ZM246 134V135H245ZM171 135V136H170ZM232 135V136H231ZM237 135V136H236ZM252 135V136H251ZM166 136V137H165ZM172 136V137H173ZM227 136H229V137H227ZM1 137L2 136H0V139H1ZM136 137V139H134ZM149 137V138H148ZM232 137V138H231ZM243 137V138H242ZM83 138V139H82ZM96 138V139H95ZM150 138H152V140L150 139ZM240 139V140H237V139ZM248 138L250 139V140H248ZM134 139V140H133ZM137 139L139 140V143L137 142ZM164 139H165V141H164ZM2 141H4V138L2 137V139H1ZM0 140V150H3L4 151V154L6 153L7 154V146L9 145V144H6V141H4V142H2ZM231 140H233V141H231ZM242 140H243V142H242ZM136 141V142H135ZM177 141V142H176ZM237 141V142H236ZM238 141H239V143H240V141H241V144H239L238 143ZM97 144H96V143ZM166 143V145L167 146H165L164 144ZM172 142H173V144H174V146H173V144H172ZM181 142V143H180ZM236 142V143H235ZM8 143V142H7ZM136 144V147L138 148H136L135 147V145H133V144ZM160 143H164L163 145L162 144H160ZM176 143V144H175ZM169 144H170V146H169ZM172 144V145H171ZM6 145V146H5ZM187 145V146H186ZM241 145V146H240ZM249 145V146H248ZM260 145V146H259ZM84 147V148H81V147ZM140 146H142V147H140ZM177 146V147H176ZM178 146H179V148H178ZM182 146H184V147H182ZM87 147V148H86ZM176 147V148H175ZM243 147V148H242ZM252 147H255V148H252ZM258 147V148H257ZM22 148H25V146L24 147H22ZM175 148V150H173ZM181 148H185V149H182L183 150V152H182V150H181ZM83 149V150H82ZM132 149V150H131ZM238 150V151H237ZM245 150V151H244ZM74 151H76V152H74ZM140 151V152H139ZM171 151V152H170ZM181 151V152H180ZM251 151H253V152H251ZM257 151V152H256ZM2 154H3V152L2 151H0ZM78 152H80V154H83L84 153V156L82 157V158H80V157H78L77 159H78V161H77V163H78V165H73L72 163V161H73V159L75 158V153L77 154ZM143 153V155H144V157H145V162H143V164H139V165H134V166H132L131 165V163H130V161H127V160H125L126 158H125V156L126 157H128V156H130V154H131V156L133 155V156H139V154L140 153ZM188 152H190L189 153V155H187V153ZM256 152V153H255ZM24 153V152H23ZM23 153H21V156H20V158H19V161H17L18 160V156L15 158H13V159H16V162H20V163H23V162H25L24 160H25V158L23 159L22 158V156H23ZM74 153V154H73ZM111 153H113V156L111 155ZM121 154L120 156H124L123 158L122 157H120L119 155L117 156V154ZM170 153V154H169ZM25 154V153H24ZM79 154V153H78ZM77 154V155H78ZM259 154V155H258ZM43 155V156H44ZM76 155V156H77ZM79 156V155H78ZM87 156V161L88 162H90V164H92L91 165V167H89V164H88V162L87 161H83V160H81V159H83L84 157H86ZM116 156H117V158H116ZM186 156V157H185ZM191 156H193V157H196L197 156V159H199V161L198 160H195L196 162L198 161L199 163H202L201 164V166L200 167H202L201 168V170L199 171V169H197L198 168V165H196L197 163L196 162H194L193 163V159L192 158H189V157ZM89 157V158H88ZM94 157V158H93ZM91 158H93V161L92 160H90ZM27 159V158H26ZM196 159V158H195ZM259 159V160H258ZM58 160H60V162L58 161ZM182 160H185V162H182ZM186 160L188 161V160H190V161H188V162H190V164L188 165L187 163H186ZM23 161V162H22ZM147 161H148V163H147ZM201 161V162H200ZM15 162V161H14ZM14 163L15 164V166H14V168L16 167V165H19L18 163ZM72 162V163H71ZM85 162L87 163V164H85ZM123 162H125L124 164H123ZM81 163V164H80ZM128 163H130V165L132 166V167H130V165H127ZM145 163H146V165H145ZM196 163V164H195ZM85 164V165H84ZM149 164H151V165H149ZM194 164V165H193ZM84 165V166H83ZM110 165V166H109ZM144 165H145V168H144ZM183 165H184V167H186V168H183ZM188 165V166H187ZM197 167H196V166ZM29 166H31V165H29ZM29 166H25V167H29ZM83 166V167H82ZM89 167V168H91V170L89 169V171H91V173L92 174H90L89 172H88V168L87 167ZM99 166V167H98ZM137 166H139V167H137ZM142 168H141V167ZM193 166H194V169H193ZM22 167V166H21ZM21 167H20V169H21ZM24 166L22 167V168H25ZM100 167H103V168H100ZM149 167V168H148ZM196 167V168H195ZM13 168V169H14ZM74 169V168H76V170L74 169V171H75V174H74V171L72 172L71 171V169ZM78 168V169H77ZM93 168H97V172H98V174L99 175H102L103 177L102 178H105L111 185L113 184V187L117 184H119V186H115V187H119V189H120V187H122L121 188V193L123 194V193H125L126 192V194H123V195H125V196H128L129 197V195H132V194H134V192L137 190V188L138 187H140L142 184H147L148 186H146V188L147 187H149V184L151 183V184H155V186H158V184H162L161 186H163V184H165V186H164V188H163V190H165L166 192H164L163 190V192H164V194H163V196H162V199L161 198H159V197H156V195H157V193L158 192H153V195H154V193H156V195H155V199L157 200H154L153 202H155L156 201V203L158 202V198L159 199H161L162 201H164V203L162 204V203H160V202H158L157 204H161L160 205V207L163 205H165V211H163V210H161V212H163V213H161L160 212V209H162L163 207H159L157 204V206L160 208V209H158L157 208V206L154 208V203H151L152 202V200H150L149 202H147V203H145L144 201L146 200V201H148L147 199H145V200H143V203L145 204V205H143L142 204V200H141V202H140V204H142V205H140V206H142V208L140 209L139 207L140 206H138V208L140 209V210H137L136 212H135V214H134V216H136V217H138V218H136V220H135V217H133L132 215H130L131 216V219H132V221H131V219H130V216H128V210H124V211H127V212H124V213H121V212H119L118 213V211H117V213H115L113 210L111 211V210H109V211H105L107 214H108V216L106 217V218H104L106 221H107V223H111V228H109V229H113V227H114V229L113 230H115L116 228V230L115 231H113L112 230V232H114L113 233V235H115L116 237V239H117V241L118 242H120V241H124L125 243V245L123 244L122 245V243H120L119 245L117 244L116 246L119 248V250H118V248H116V250L114 249H112L113 251H115V253H113V251H112V253L113 254H111L109 257H111L112 255H116V256H122L123 258H124V260H126V262L121 258V257H118L119 259H121V260H119L116 256H115V258L114 257H112V258H110V260L111 259H113V260H111V261H107L104 257H106L107 255H109V254H107L106 253V250H108V247L109 246H111V245H107L108 247H106V250H104V248H105V244H101L100 245V242H102V243H107L108 242V238H106V237H104V236H97V237H95V240L96 241H92V239L91 238H93V240H94V236L92 237L91 235H92V227L90 226V224H88L89 222L91 223V224H93V222H95L96 224L97 223H102V221L101 222H99L101 219H99V220H95V219H91V217H89V218H85V215H86V213L85 212H82V209L80 208H78V206H80V207H83V206H85V204H88V206L87 207H89V205H91L92 207H93V204H92V194H93V191L91 192V191H89L88 189H89V187L94 183V182H96V179H95V181L93 182V183H91L92 181L91 180H89V182L87 181V183H86V187H85V185H83L84 184V179L86 180V178L88 179V177L90 178V176L89 175H91V176H93ZM115 168V169H114ZM131 168V169H130ZM182 169V171L183 170H186L185 172H184V174H183V172L181 171V173H180V170ZM189 168V169H188ZM13 169H11V170H13ZM86 171V172H88V173H86V174H88V176L84 173V170ZM101 169V170H100ZM125 169V170H124ZM139 169V170H138ZM143 169V170H142ZM144 169H145V171H146V169L148 170V169H150L149 171H144ZM177 169H178V171H177ZM68 170H69V172H68ZM80 170V171H79ZM118 170V171H117ZM124 170V171H123ZM176 170V171H175ZM188 170H190V172H189V174L188 175H186V177H185V173H188ZM191 170H192V172H191ZM253 170V171H252ZM10 171V170H9ZM77 171V172H76ZM101 171V172H100ZM120 171V172H119ZM125 171H127V173H125ZM128 171L130 172V173H128ZM135 171V172H134ZM139 173V174H137V172ZM144 173H143V172ZM202 171V172H201ZM2 172V171H1ZM113 172V173H112ZM118 173V175H121V177H119L116 173ZM148 172L150 173V175H146V174H148ZM195 172H197V173H195ZM3 173V172H2ZM2 173H0V177H2L1 178V181L2 180H4L5 182L6 181H8V180H11L10 182H11V184H9V185H3L2 187H0V229L2 228V229H4V225H5V223H6V221H8V220H12V222L10 221V224H16V226H14V227H16V228H14V229H17L18 228V231H21V229L23 230V229H25L26 228V223L23 221V219H22V217L20 216V215H18V214H16V213H14L13 212V210L11 209V208H14V210H17L19 213H24L25 212V208H26V204H28V203H30L31 202V196H33L34 194H36V191H34L33 189H34V187L36 186V185H38V183H37V181H38V179H37V177H38V175H37V177L35 178V177H23V175H21V176H16V177H14L13 179V181H12V178H11V176H7V175H4L3 174V176H5L4 178H3V176L1 175ZM56 173H57V175H56ZM69 173H71V175L69 174ZM131 173H135V175H130ZM142 173V174H141ZM176 173L179 175V176H175L176 175ZM210 173V174H209ZM5 174H7V173H5ZM8 174H10V173H8ZM74 176H73V175ZM77 174V175H76ZM115 174H116V176H118V178H121V179H118L119 181H121L120 183H119V181H118V183H116L115 182V180L117 179V177L115 176ZM160 174V175H159ZM167 174L168 175H170L171 177L169 178V176H167ZM204 174V175H203ZM48 175L50 176L49 178H48ZM81 175H85L84 176V178L81 176ZM112 175V176H111ZM202 175H203V177L204 176H207L208 175V178H209V176L210 177H212V180L214 181V182H212V183H214L215 185V188L214 187H212L211 185V183H209L210 184V186L209 187H206V184H202V182H204L203 181V177H202ZM69 176V177H68ZM87 176V177H86ZM111 177L110 179H109V177ZM139 176H141V179H140V177ZM150 176V177H149ZM153 176H155V180H153L152 179V177ZM173 176H174V179L176 180H178L179 182H183V181H185L184 179L185 178H188L189 180L191 179V177H195L194 179L195 180H197V187L194 185V186H191V187H196V189L197 190H195V189H193V191L195 190L197 193L196 194H194L193 195V198L191 199L190 197H191V194L190 195H188L189 193H187V195H186V192H187V190H189L188 192H192V190H190V189H192L191 187H190V189H188L189 187H186V189L185 188H183L184 190H186L185 191V193H184V191L182 190V188L180 189V187H178V188H176V186L174 187V185H178V184H180V183H178V184H174L175 183V180L173 179ZM185 178H184V177ZM73 177H79V181H77L76 182V180H74L75 178H73ZM82 177V178H81ZM86 177V178H85ZM107 177H108V179H107ZM159 177V178H158ZM183 179H181V178ZM82 180H81V179ZM101 178V179H102ZM137 178H139V179H137ZM179 178L181 179V180H179ZM208 178H204V180H207ZM23 179V180H22ZM71 179V180H70ZM78 179V178H77ZM90 179H93V178H90ZM111 179H112V182H114V183H111L110 181H111ZM122 179H123V181H125V182H123L122 181ZM127 179V180H126ZM137 179V180H136ZM146 180L147 179V181H142L141 182V180ZM161 179V180H160ZM211 179V178H210ZM64 180V181H63ZM80 180H81V182L83 181V183L82 184H80ZM136 180L137 181V185L134 183L133 184V182ZM187 180V179H186ZM189 180H188V182H189ZM193 180V179H192ZM4 181H3V183H4ZM47 181V182H46ZM73 181V184L71 183ZM130 181H131V183H130ZM133 181V182H132ZM148 181H150V183H148ZM191 181V180H190ZM158 182V183H157ZM193 182V181H192ZM191 182V183H192ZM196 181H194V183H195ZM207 182V181H206ZM210 182V181H209ZM2 183V182H1ZM34 183V184H33ZM53 183H54V185L55 186H53ZM89 183H91V184H89ZM97 183V182H96ZM122 183V184H121ZM123 183H124V185H123ZM176 183H177V181H176ZM184 183V184H183ZM182 183V185L183 186H185V184H186V186H187V182L185 183V182H183ZM40 185V187H42L41 185V182L39 183ZM75 184V185H74ZM88 184L90 185L89 187H88ZM74 185V186H73ZM94 185V184H93ZM93 185L91 186V187H93ZM98 185V184H97ZM181 185V184H180ZM181 185V186H182ZM204 185H205V187H204ZM46 186H45V189H46ZM71 186V187H70ZM72 186H73V189H72ZM78 186V187H77ZM168 186V187H167ZM182 186V187H183ZM190 186V185H189ZM96 187V186H95ZM95 187H93V188H95ZM98 188H99V185L97 186ZM172 188V189H170V190H168V188ZM29 188H31V189H29ZM66 190H65V189ZM76 188V189H75ZM83 188V189H82ZM88 188V189H87ZM93 188H90V190H94ZM97 188V189H98ZM123 188H125V189H123ZM74 189H75V191H74ZM86 189L89 191V193H90V195L88 196L87 195V193H88V191H87V193L85 192L84 193V190L86 191ZM96 189V190H97ZM119 189L117 190L118 192H119ZM177 189V193L180 195L181 194V192L183 193V195L181 196L180 195V197H179V195H178V198L180 199V201L178 202V200H176V198L177 197H175L174 195H176V193H174V191ZM179 189H180V192H179ZM25 190H26V192H25ZM28 190H33V192L34 193H32V191H30V193H28L29 191ZM96 190L94 191L95 192V194H97L96 193ZM116 190V189H115ZM127 190V191H126ZM154 190V189H153ZM171 190H172V194H173V200H171L172 199V197L171 196H169L170 197V201L171 202H178V203H180L181 204V206L180 205H178V203L176 204V203H170V201H169V205H168V198H167V196L166 195H168L167 194V191H169L170 193H169V195H172L171 194ZM182 190V191H181ZM28 191V192H27ZM46 191V190H45ZM65 191V192H64ZM67 191H69V192H67ZM81 191V192H80ZM101 191V190H100ZM100 191H98V194L100 193ZM194 191V192H195ZM200 191H202V192H200ZM22 192H25V193H23L20 197H19V195L22 193ZM78 192V193H77ZM80 192V193H79ZM112 192V191H111ZM110 192V193H111ZM119 192V193H120ZM128 192V193H127ZM162 192V193H163ZM193 192V193H194ZM20 193V194H19ZM28 193V194H27ZM37 193H39V192H37ZM46 193H47V191H46ZM63 193V194H62ZM65 193V194H64ZM71 193V194H70ZM84 193V194H83ZM19 194V195H18ZM47 194H49L50 195V192H48ZM75 194H77V196L78 197H76V195ZM112 194H114V192H112ZM159 194V193H158ZM184 194H185V196H188L185 200L187 201L186 202V204H185V200L184 201H182V199H184L185 197H184ZM37 195V194H36ZM65 195V196H64ZM67 195V196H66ZM10 196H11V198H10ZM16 196H18L17 197V200H15L16 199ZM71 196H72V198H71ZM82 196H84L83 198H82ZM96 196V195H95ZM159 196H160V194H159ZM204 196H206V198L208 197L209 198V200H207V207L206 206H204V201L202 202L201 200H202V197H204ZM64 199H63V198ZM67 199H66V198ZM161 197V196H160ZM184 197V198H183ZM10 198V199H9ZM19 198V199H18ZM29 198H30V201H28L29 200ZM77 198H81L80 200L79 199H77ZM153 198V197H152ZM175 198V199H174ZM177 198V199H178ZM206 198L205 199H203V200H206ZM8 199L10 200V201H8ZM68 199H69V201H68ZM85 199H87V202L86 203H84L85 202ZM191 199V200H190ZM212 199H213V201L215 202V203H213V201H212ZM6 200V201H5ZM34 200V199H33ZM62 200H63V203H62ZM90 202H89V201ZM176 200V201H175ZM28 201V202H27ZM80 201V202H79ZM166 201H167V203H166ZM196 201V202H195ZM210 201H212V203L210 202ZM7 202V203H6ZM66 202H68V204L66 203ZM77 202H78V204H77ZM218 202H219V204H218ZM221 202V203H220ZM4 203H6V204H4ZM82 203H83V205H82ZM206 203V202H205ZM217 203V204H216ZM14 204V206L13 207H11L12 205ZM31 204V203H30ZM65 205V207H64V205ZM69 204L71 205V206H69ZM149 204H151L150 206H149ZM153 204V205H152ZM199 204V205H198ZM210 204H212V206L215 204V206H213V208H212V206L210 205ZM67 205V206H66ZM147 205V206H146ZM178 205V206H177ZM201 205H203V208H202V206ZM218 205V207H216ZM219 205L221 206V207H219ZM7 206V207H6ZM69 206V210L67 209V207ZM144 206V207H143ZM167 206H170L171 208H172V210L174 211H172V214L171 213H168L167 214V210L169 209V207L167 208ZM196 206H197V209H196ZM200 208H199V207ZM95 207H96V205H95ZM97 207H99L100 208V206L98 205ZM149 207H152V208H149ZM195 207V209H193ZM210 207H211V210H209L210 209ZM214 207H216V208H214ZM155 210H154V209ZM170 208V209H171ZM179 208V209H178ZM199 208V209H198ZM219 208H221V209H219ZM4 209V210H3ZM64 209L65 210H67V211H64ZM145 210V214H144V216H143V210ZM150 209V210H149ZM153 209V210H152ZM159 211H158V210ZM164 209V208H163ZM170 209H169V211H170ZM175 209H178V210H176L175 211ZM202 209H205V211L204 210H202ZM223 209V210H222ZM10 210H12V212L10 211ZM49 210H50V208H49ZM142 210V211H141ZM157 210V211H156ZM180 210H183L182 212H180V213H182V214H180L181 216H178L179 215V211ZM189 210V211H188ZM195 210H197V211H199V212H194ZM216 210V211H215ZM221 210V211H220ZM6 211L8 212V214H6ZM72 211V212H71ZM110 211L111 212H114L113 213V215H112V213H111V215H109V213H110ZM119 211H123V210H119ZM140 212L139 214H140V216H139V214L137 215V212ZM147 211H150V212H148L149 214L147 215ZM178 211V212H177ZM188 211V212H187ZM204 211V212H203ZM207 211V212H206ZM49 212H51L52 213V210L51 211H49ZM48 212V215L50 214ZM66 212H67V214H66ZM71 212V213H70ZM79 212H80V214H79ZM105 212H102V213H105ZM131 212V211H130ZM133 212V211H132ZM132 212H131V214H132ZM158 212H159V214H158ZM166 212V213H165ZM206 212V213H205ZM213 212V213H212ZM69 213V214H68ZM85 213V214H84ZM195 213V214H194ZM71 214V215H70ZM130 214V213H129ZM142 214V215H141ZM151 214V215H150ZM171 214V215H170ZM184 214H185V216H186V218H185V216H184ZM198 214V215H197ZM213 214V215H212ZM217 215V216H215V215ZM51 215V214H50ZM68 215V216H67ZM119 215V216H118ZM123 215H127V216H125V217H123ZM169 215V216H168ZM192 215V216H191ZM195 215L197 216V217H195ZM200 215H202V216H200ZM224 217H223V216ZM10 216V217H9ZM15 216V217H14ZM52 216V215H51ZM51 216H49V217H51ZM53 216V217H54ZM67 216V217H66ZM102 216V219H103V217H105V215L104 214H102L101 215ZM115 216H116V218H115ZM121 216L125 219H123V218H121ZM154 216H156L155 218H154ZM160 218H159V217ZM172 216H175V219L173 218L172 220L174 221H172V222H169V218H171ZM215 216V217H214ZM11 217H13V218H11ZM86 217H88V216H86ZM109 217V218H108ZM113 217V219H111ZM117 217H120L121 219H119V221L117 220ZM141 217V218H140ZM147 217V218H146ZM169 217V218H168ZM178 217H179V219H178ZM209 217V218H208ZM6 218V221H4V219ZM18 218V219H17ZM52 218V217H51ZM69 218H70V221H72V222H70L69 221ZM80 218V220H79V222H80V224H82V225H79V222L77 221L78 219ZM146 218V219H145ZM154 218V219H153ZM157 218V219H156ZM158 218H159V220H160V222H158L159 220H158ZM180 218H182V219H180ZM205 218V219H206ZM222 218V219H221ZM8 219V220H7ZM16 219V220H15ZM76 220V222H74L75 220ZM88 219L90 220V221H88ZM109 219H110V221H109ZM116 219V220H115ZM124 221H123V220ZM138 219H145L144 221H141V223H140V221L138 220ZM156 219V220H155ZM165 219H167L168 220V222L166 223V222H164L165 221ZM204 219V218H203ZM213 219V221H215ZM220 219H221V222H220ZM227 220V222H225L226 220ZM112 220L113 221H115V226H114V222H112ZM120 220H122V221H120ZM128 220H129V222H128ZM135 220V222H133ZM199 220V221H198ZM224 220V221H223ZM64 221V222H63ZM138 221V222H137ZM184 221V220H183ZM183 221H182V223H183ZM187 221V223H190V221H188V220H186ZM185 221V222H186ZM196 221H198V222H196ZM212 221V222H213ZM222 221H223V223H222ZM16 222V223H15ZM20 222V223H19ZM53 222V221H52ZM125 222V223H124ZM144 222V223H143ZM163 222H164V224H163ZM179 222H177L178 224H179ZM184 222V223H185ZM231 222V223H230ZM2 223H3V226L4 227H2ZM9 223V221L7 222V224ZM57 223V224H56ZM65 223V224H64ZM73 223V225H71V224ZM94 223V224H95ZM112 223H113V227H112ZM116 223L118 224V226L116 225ZM121 223V224H120ZM142 224L143 226H141V228L143 229H140V225L139 224ZM146 223H148V222H146ZM145 223V224H146ZM150 223H148V224H150ZM154 223V224H153ZM191 223H192V221H191ZM221 223V224H220ZM74 224H75V226H76V228L77 229H79V230H81V232H82V230H83V232H82V234H81V232L79 231V230H77V229H75V226H74ZM147 224V225H148ZM177 224V225H178ZM214 224V223H213ZM23 225V226H22ZM66 227H65V226ZM123 225H125V226H123ZM151 225V224H150ZM151 225V227H153ZM164 225V226H165ZM173 225V224H172ZM175 225H176V223H174V226H173V228L174 229H172V230H174V231H176V228H175ZM176 225V227H178ZM180 225H181V223H180ZM222 225V226H221ZM82 228H80V227ZM85 226V227H84ZM88 226V227H87ZM123 226V227H122ZM146 226V225H145ZM182 226H185V224L184 225H182ZM188 226H190V224L188 225ZM227 226L229 227V231H228V229H227V232H226V230H223L225 227L227 228ZM6 227H8V226H6ZM19 227H21L20 229H19ZM74 227V228H73ZM116 227V228H115ZM138 227V228H137ZM148 227H150L149 225H148ZM150 227V228H151ZM154 227H155V225H154ZM166 227H165V229H166ZM186 227V226H185ZM185 227H183V229L185 228ZM214 227V226H213ZM223 227V228H222ZM55 228H56V231H54L55 230ZM71 228H73L74 229V231H71V230H73V229H71ZM119 228V229H118ZM182 228V227H181ZM190 227H188V231H186L187 232V234L188 235H191L192 233H195L194 231H193V227H192V224H191V228L189 229ZM7 229V228H6ZM124 229L126 230V231H128V233H129V235H128V233L127 234H125L124 233ZM147 230L149 229V228H146ZM153 230H154V228H152ZM170 229V230H171ZM195 229V231L197 232V233H195V234H199V231L200 230H198V229H196V228H194ZM215 229V228H214ZM218 229V230H217ZM87 230V231H86ZM167 230V229H166ZM171 230V231H172ZM181 230V229H180ZM6 231H8V229L6 230ZM6 231H5V233H6ZM16 231V230H15ZM76 231H78V232H76ZM152 231V230H151ZM150 230H149V232H151ZM170 231V232H171ZM182 232H180L179 233V235L180 236H182V239L183 240H186V239H184V238H186L185 237V235H184V231L185 230H181ZM57 234H56V233ZM69 232V233H68ZM75 233V235H77L76 233H78V235H79V233H80V235H79V237L81 236H83L82 238L80 237H78V235L76 236V237H78L77 239L74 237V233ZM140 232V231H139ZM153 232V231H152ZM173 232V231H172ZM177 232V231H176ZM175 232V233H176ZM186 232H185V234H186ZM229 232V233H228ZM0 233H1V231H0ZM3 233V232H2ZM50 233V234H51ZM68 233V234H67ZM73 233V234H72ZM178 233V232H177ZM176 233V234H177ZM191 233V234H190ZM91 234V235H90ZM121 234V235H120ZM182 234V235H181ZM195 234H192V235H194V236H188L187 237V240H191L192 242H193V244L194 243H196V244H194V246H197V249H199L200 250V248L202 247V245L203 244H205V245H203V250L204 249H208V246H206V243H204V241L205 240H203L202 239V241L201 242H203L202 244H199V241L201 240L200 238H201V236H197V235H195ZM217 234V235H218ZM65 235V234H64ZM90 235V236H89ZM127 235V236H126ZM148 235V234H147ZM231 235V236H230ZM1 236V235H0ZM85 236V237H84ZM125 236H126V238H125ZM132 238H130V237ZM187 236V235H186ZM230 236V237H229ZM66 237L68 238L67 240H66ZM73 237V238H72ZM91 237V238H90ZM190 237V238H189ZM195 237V238H194ZM198 237V238H197ZM200 237V238H199ZM48 238H52V236H50V237H48ZM74 238H75V240H74ZM138 238V237H137ZM137 238L135 239L134 238V241L132 242V243H134L136 240H137ZM146 238V239H145ZM148 238H149V235H148ZM154 238V237H153ZM152 238V239H153ZM53 239V238H52ZM62 239H65L66 240V242L64 241V240H62ZM83 239V240H82ZM86 239H88L87 241H86ZM99 239H100V242H99ZM197 239H199V241L197 240ZM78 240H82V241H80V242H77ZM102 240V241H101ZM126 240H128V241H126ZM157 240V242H158V239H156ZM195 240H197V242H195ZM235 240V241H234ZM50 241V242H49ZM57 241H58V243H59V241L61 242V243H59V244H57ZM68 241L70 242V241H74V242H70V244H71V246L69 245V249L70 250H68ZM131 241V242H130ZM151 241V240H150ZM230 241H232V243L230 242ZM4 241H3V239L0 237V243L2 244ZM49 242V243H48ZM88 242V243H87ZM200 242V243H201ZM232 244V246H231V244ZM55 243V244H54ZM82 243H83V245H85L84 243H86V245H85V248L84 247H82ZM109 243V242H108ZM107 243V244H108ZM0 244V245H1ZM76 244H77V246H78V248H80L79 250L81 251H79L78 249H77V247H75L76 246ZM130 244L129 245H127L126 247L128 248V246L129 247H131L130 246ZM3 246H5V247H3V248H0V249H2L4 252L6 251V252H8L9 253V257H7V258H10V257H12V258H14V260H11V261H14V262H11L12 264H14L15 262H18L17 264H20L21 262V260L19 261L18 259V257L16 256V254L13 256V254L15 253L13 250H11L10 248H9V245L6 243V242H4L3 244H2ZM1 245V246H2ZM26 245H29V246H31V248L33 247L32 245H30V242L29 243H26ZM87 245H88V248H86L87 247ZM142 245H140V247L142 246ZM150 245V246H149ZM93 246H95V248L93 247ZM98 246H101L103 249L102 250H104L103 252L102 251H100V248L98 247ZM71 247H72V249H74V252H76V250H78L79 251V253H78V251L76 252V254L74 253V252H72L73 250L71 249ZM154 247V246H153ZM153 247H151V249L153 248ZM207 247V248H206ZM235 247V249H233ZM97 248V249H96ZM110 248V247H109ZM115 248V247H114ZM166 248V249H165ZM202 248H201V251H203L202 250ZM32 249H34L35 251H36V254H38V252H37V249L35 248V247H33ZM62 249H64V250H62ZM98 250V251H96V250ZM141 249V250H142ZM165 249V250H164ZM171 249V250H170ZM2 250H0V251H2ZM11 251V255H10V251ZM62 250V251H61ZM68 250V251H67ZM72 250V251H71ZM85 250H87V251H85ZM110 250H111V248H110ZM108 251V253L109 252H111V251ZM125 250H126V248H125ZM128 250H130V248L129 249H127V251ZM132 250V249H131ZM130 250V251H131ZM2 251V252H3ZM30 251V250H29ZM32 251V250H31ZM67 251V252H66ZM69 251L73 254V255H75V257L72 255V254H70L69 253ZM89 251V252H88ZM122 251H124V250H122ZM126 251V252H127ZM130 251H128V253L130 252ZM153 251V250H152ZM169 251H170V253H169ZM205 252L207 251V250H204ZM203 251V252H204ZM223 251H224V249H223ZM224 251V252H225ZM226 251V253H227V255H228V253H230V251H228L227 252ZM1 252V253H2ZM66 252V253H65ZM97 252H99L100 253V256H102L103 257V259H101L102 257H99L98 255H99V253H97ZM125 252V251H124ZM148 252V251H147ZM164 252V253H163ZM232 252H231V254H229L230 255V257H232L233 258V254H232ZM1 253H0V263L2 264H6L7 262H5L4 260H7V259H5L6 257V254L4 253V260L2 259V255H1ZM31 253V252H30ZM33 253V252H32ZM41 253V252H40ZM49 253H48V255H49ZM64 253V254H63ZM72 255L73 257H69V255ZM86 253H88V255L90 256V258H89V256L86 254ZM106 253V254H105ZM157 253V254H158ZM226 253L225 254H223V255H221V256H219L218 257V255H220L219 253H218V255H217V258H215L214 260H212V261H208L206 258L204 259V257H200V260H202V261H208L207 262V264H216L217 262H216V260L217 261H219L220 262V264H228L230 261H229V259L231 260L232 258H230L229 257V255L227 256L226 255ZM80 254H81V256H80ZM83 254V255H82ZM150 254L152 255V256H150ZM39 255V254H38ZM173 255V256H172ZM225 255V256H224ZM2 256V257H1ZM68 256V257H67ZM86 256H88V257H86ZM125 256H127V257H130V258H127V257H125ZM180 256V255H179ZM196 256H198V255H195V257ZM239 256V257H238ZM83 257H84V259H83ZM86 257V258H85ZM109 257H107L108 259H109ZM173 257H175L176 259H178V260H176L175 258H173ZM214 257H216V256H214ZM213 257V258H214ZM229 257V258H228ZM47 258H50V255L49 256H47L46 255V259ZM79 258L81 259V260H79ZM117 258V259H116ZM135 258V262L136 263H134L133 262V260L132 259H134ZM155 258H157V259H155ZM210 258V257H209ZM208 258V259H209ZM228 258V259H227ZM77 259V260H76ZM151 259V258H150ZM167 259V260H166ZM194 259V258H193ZM191 260V259H189V261H185V263L186 264H190L191 262H193V261H195V260ZM195 259H197V257L195 258ZM198 259H199V256H198ZM228 260V262L226 261V263L224 262L225 260ZM234 259V258H233ZM90 260H91V262H90ZM103 260V261H102ZM152 260H148V261H150L152 264H154L153 263V261ZM176 260V261H175ZM181 260V261H180ZM210 260V259H209ZM3 261V262H2ZM9 261V260H8ZM84 261V263H82ZM95 261V262H94ZM97 261V262H96ZM138 261V262H137ZM147 261V260H146ZM147 261V263L148 264H150V262H148ZM165 261V262H164ZM175 261V262H174ZM199 261V260H198ZM197 260H196V262H198ZM205 261V262H206ZM10 262V261H9ZM20 262V263H19ZM49 262V263H48ZM88 262V263H87ZM159 262H161V263H159ZM164 262V263H163ZM216 262V263H215ZM219 262H218V264H219ZM222 262V263H221ZM224 262V263H223ZM232 262V263H233ZM45 264H52V262H50L49 260H46V262H44ZM111 263H109V264H111ZM147 263H145L144 262V264H147ZM156 263V262H155ZM195 263V262H194ZM202 264H206V263H203V262H201ZM234 263V264H235ZM10 264V263H9ZM142 264V263H141ZM191 264H193V263H191ZM198 264H200V262H198ZM231 264V263H230Z\"/></svg>", "mask_w": 264, "mask_h": 264}, {"label": "bare ground", "instance_id": "bare-ground-1", "mask_svg": "<svg viewBox=\"0 0 264 264\" xmlns=\"http://www.w3.org/2000/svg\"><path fill=\"white\" fill-rule=\"evenodd\" d=\"M6 1L8 2L9 0H6ZM17 1H18V0H17ZM17 1H16V2H17ZM19 1H20V0H19ZM22 1H23V0H22ZM26 1H27V0H26ZM29 1H30V0H29ZM58 1H59V0H58ZM60 1H61V0H60ZM60 1H59V3H60ZM66 1H67V0H66ZM71 1H73V0H70V1L68 0V2L65 3V5H66L67 3H69V2H71ZM143 1H144V0H143ZM153 1H154V0H153ZM162 1H163V0H162ZM167 1H168V0H165L166 4L170 2L169 5H171V6L174 5V7H177L178 9L183 10V11L179 10V13H181V12H182V13H185V16H184V14L182 15V13H181V15L184 16V17H185V20H188V21H191V20H189L190 18H187V17H186V15H189V14H187L188 10H189L190 15H191V13H192V14H194V15H196V16H197L198 14H201V13H200L201 11H202V13H203V11H206V13H207L208 15L211 13V15H209V17L211 16L210 18H213L212 20H214V22H217L218 25H219V27L217 26L216 28H220V27H221V28H222V29L220 28V29H221V32H222V30H224V32L226 31V32L228 33V34L225 33V34L228 35V36H226L227 39H228V37L231 38V37H232V36H231L232 34L234 35L233 38H234V37L237 38V37L235 36V35H236V32L234 31V33H233V31H231V30L229 31V29L226 27V25H227L229 22H230V23L232 22V24H233V22H235L234 25H235V24L240 25V27L244 29V30H243V29H239V27L237 28V29H239V31H240V30L244 31L243 33L240 32V33L243 34V37L246 35V34L244 35V33H248L249 36H250L251 33L254 35V34H256V31L259 32L260 30H262V28H264V27H263V26H264V1H260V0H169L168 2H167ZM24 2H25V1H23V3H24ZM27 2H28V1H27ZM37 2H38V1H36L35 3L38 4ZM39 2H40V4H41V6H42V5H43V4H42L43 2H41V0H40ZM46 2H47L48 4H50V3L48 2V0H47V1H45V3H44V5L42 6V8L46 5ZM50 2H51V1H50ZM52 2H55V0L52 1ZM73 2H76V1H73ZM81 2H82V4L79 3V4H81L80 6H82V5L85 6V9H86V12H87V8H86V6H88V5L84 4L83 0H82ZM165 2L163 1V4H164ZM171 2H172V3H171ZM2 3H3V2H2ZM8 3H11V4H8ZM8 3H7V7L10 9L9 6L12 5V0L9 1ZM13 3H15V2H13ZM31 3H32V2H31ZM59 3H58V4H59ZM4 4H5V3H4ZM16 4H17V3H16ZM16 4H15V6H14L15 8L13 7L14 10L19 11V10L21 9L20 11H21V13L24 15V17H25V13H26L27 11H26V10H23V9H22L23 7H21V6H19V7H21V8H19V9L17 10ZM19 4L21 5V1L19 2ZM40 4H39V6H40ZM54 4H55V3H54ZM69 4H70V3H69ZM77 4H78V3H74V6L77 7ZM158 4H159V3H158ZM161 4H162V3H161ZM13 5H14V4H13ZM22 5L24 6V9H28V8L26 7V6H28V5H26V6H25L24 4H22ZM30 5H34L33 7L35 8V4H30V2H29V6H30ZM62 5H63V4H62ZM65 5L62 6V7H65ZM71 5L73 6V3L70 4V6H71ZM5 6H6V5H5ZM48 6H49V5H48ZM58 6H59V8H61V5H58ZM66 6H68V4H67ZM74 6H73V8L76 9ZM78 6H79V5H78ZM25 7H26V8H25ZM30 7H31V6H30ZM30 7H29V8H30ZM46 7H47V6H46ZM88 7H89V6H88ZM2 8H3V10H2ZM2 8H1V10H2V19H3V18H4L3 15L5 14V13H3V11L6 12V11H8L9 9L7 10V9L4 8V7H2ZM31 8H32V7H31ZM31 8H30V11H31ZM44 8H45V7H44ZM47 8H48V7H47ZM55 8H58V7L55 6ZM55 8H54V11H56V10L58 11V9L55 10ZM79 8H80V7H79ZM165 8H166V7H165ZM4 9H5V10H4ZM39 9H41V7H40ZM51 9H52V7H51ZM67 9H68V7H67ZM67 9L65 10V9L62 8L63 12H65V11L67 12V14H66V13H64V14H66L68 17H69V16L72 17V19H73L74 16H73V15L71 16V14H72V13L74 14V12L78 10V8H77L76 10H73V11L69 10L70 8H69L68 10H67ZM71 9H72V7H71ZM88 9H89V8H88ZM175 9H176V8H174V10H175ZM178 9H177V10H178ZM22 10L25 11V13H23ZM35 10H36V9H35ZM41 10H42V9H41ZM49 10H50V9H49ZM64 10H65V11H64ZM80 10L82 11V10H84V8L81 7ZM80 10H78V12H79ZM177 10H176V11H177ZM36 11H38V10H36ZM50 11H51V10H50ZM54 11H53V12H54ZM59 11H60V10H59ZM68 11H71V12H68ZM89 11H90V10H88V12H89ZM191 11H192V12H191ZM193 11H195V12L193 13ZM31 12H32L33 15H34V9H33V11H31ZM63 12H61V13H63ZM212 12H214V14L216 13V15L212 14ZM28 13H29V12H28ZM37 13H38V15H40L39 12H37ZM37 13H35V14L37 15ZM55 13H56V12H55ZM59 13H60V12H59ZM69 13H70V15H69ZM84 13H85V10H84V12L82 11V14H84ZM196 13H198V14H196ZM204 13H205V12H204ZM9 14H10V12H9ZM29 14H31V13H29ZM29 14H27V15H29ZM49 14H50V13H49ZM52 14H53V13H52ZM64 14H63V16H66V15H64ZM217 14H218V15H217ZM16 15H17V14H16ZM23 15H22V16L20 15V16L22 17L21 19L23 20V24H22V25L24 26V24H25V26H26V27H25V28H26L25 31H26V30L28 29V26L30 27V24H31V23H28V22L30 21V20H29L30 18L28 19V22H27L25 19H27L28 17L24 19V18H23ZM33 15H32V16H33ZM38 15H37V18H36V19L39 18ZM56 15H57V14H55V17H53L52 20H54V18H56V19L59 20V19L61 18V15H60V18H57ZM58 15H59V14H58ZM80 15H81V13L78 14V16H80ZM84 15H85V14H84ZM86 15H87V13H86ZM88 15H89V16H86L87 18L85 17L86 20L90 18L91 21H93V20H94V16H92V17H93V19H92L91 16H90L91 14L88 13ZM171 15H172V14H171ZM5 16H6V15H5ZM11 16H12V15H11ZM20 16H16V18L18 17V20H20V19H19ZM50 16H51V15H50ZM53 16H54V15H53ZM78 16H77L76 18H74V19H78ZM172 16H174V15H172ZM191 16H192V15H191ZM191 16H190V17H191ZM201 16H202V15H201ZM203 16H204V15H203ZM213 16H214L215 18H214ZM216 16H218L219 19H217ZM8 17H9V16H8ZM8 17H7V18H8ZM33 17H34V16H33ZM47 17H48V16H47ZM51 17H52V16H51ZM51 17H50V18H51ZM176 17H177V16H176ZM198 17H200V16H198ZM198 17H196V19H197ZM204 17H205V16H204ZM204 17H201V18L198 19V20H200V21L202 22V21H203L202 18H204ZM207 17H208V16H207ZM207 17H206V18H207ZM7 18H6V19H7ZM31 18H32V17H31ZM81 18H82V15H81ZM81 18H80V19H81ZM85 18H84V19L82 18L83 21L85 20ZM186 18H187V19H186ZM191 18H193V17H191ZM194 18H195V17H194ZM194 18H193V20H194ZM36 19H35V20H36ZM64 19H68V18H65V17H64ZM90 19L87 20V21L89 22ZM207 19H208V18H207ZM215 19H216L217 21H216ZM3 20H4V19H3ZM12 20H13V18H11V21H12ZM24 20H25L27 23L24 22ZM31 20H34V19H31ZM50 20H51V19H50ZM193 20H192V22L195 23V21H193ZM205 20H206V19H205ZM205 20H204L203 22H205ZM210 20H211V19H210ZM210 20H208V21L211 23ZM218 20H219V21H218ZM39 21H40V20H37V22H38L37 25H39ZM63 21H64V20H63ZM74 21H76V20H73V22H74ZM78 21H79V20H78ZM83 21L80 20V23H82V24L84 23L83 26L85 27V25H86V28L88 27V29H89L91 26H92V28H94V26L98 25V24L96 23L95 20H94V21H95V25H94V26H93L94 23H92V22L88 23V22H86V21H84V22H83ZM94 21H93V22H94ZM171 21H174V24H175L178 20L175 21V20L173 19V20H171ZM0 22H2V21H0ZM4 22H6V21L4 20ZM4 22H3V24H4ZM13 22H14V21H13ZM30 22H31V21H30ZM34 22H35V21H33L32 24H33ZM50 22H51V21H50ZM50 22H49V24H50ZM52 22H53V21H52ZM52 22H51V23H52ZM56 22H57V21H56ZM56 22H55V23H56ZM60 22H61V23H60ZM178 22H179V21H178ZM40 23H41V22H40ZM59 23H60L59 25L62 26V19H61V21H59ZM67 23H68L67 26L64 24L66 27L69 26V22H67ZM67 23H66V24H67ZM70 23H72V22L70 21ZM91 23H92V25H91V26L89 25V26H90V27H89L88 24H91ZM172 23H173V22H172ZM183 23H184V22H183ZM183 23H182V25H183ZM13 24H14V26H13V33H14V31H15V30H14V29H15V23H13ZM20 24H21V23H20ZM27 24H29V25L27 26ZM32 24H31V26H32ZM49 24H48V26H49ZM75 24L77 25V23H75ZM180 24H181V23H180ZM196 24H197V23H196ZM211 24H213V23H211ZM211 24H209V28L212 27ZM5 25L7 26V23L4 24L3 27H5ZM40 25H43V23L40 24ZM50 25L52 26V24H50ZM59 25H58V26H54V28H57V29L60 30ZM64 25H63L62 27H64ZM71 25H74V24H71ZM71 25H70V26H71ZM171 25H173V24H171ZM198 25L201 26L202 24L199 23ZM205 25H206V24H205ZM205 25H202V26H205ZM210 25H211V26H210ZM213 25L216 26L215 23H214ZM70 26H69V27H70ZM79 26L81 27V25H80L79 22H78V26L76 27V30H78V27H79ZM83 26H82V27H83ZM174 26H175V25H174ZM176 26H177V24H176ZM180 26H181V25H180ZM186 26H187V25H186ZM189 26H190V25H189ZM206 26H207V25H206ZM16 27H17V26H16ZM18 27H19V26H18ZM32 27H33V26H32ZM32 27H31V30L33 29ZM36 27H37V26H36ZM36 27H35V30H36ZM41 27H42V26H41ZM49 27H50V26H49ZM62 27H61V28H62ZM73 27H74V26H73ZM98 27H99V26H98ZM98 27L94 28V29H96L97 31H95V30H92V31H95V32L97 33L98 30H99V28H100V27H99V28H98ZM182 27H183V26H182ZM213 27H214V26H213ZM233 27H234V26H233ZM236 27H237V26H236ZM1 28H2V27H1ZM5 28H6V27H5ZM20 28H21V27H20ZM20 28H19V29H20ZM86 28H85V30L87 31ZM170 28H173V27H170ZM170 28H167V29L169 30ZM201 28H203V27H201ZM229 28H230V27H229ZM6 29L8 30L7 32H9L8 34L10 35V38H11V37H12L11 35L13 34V33L10 34V33L12 32V29H11V31H9L8 28H6ZM17 29H18V28H17ZM19 29H18V31H19ZM22 29H24V27H23ZM41 29H42V34H43V31H44L45 28H44V29H43V28H40V30H41ZM83 29H84V28H83ZM100 29H101V28H100ZM176 29H177V28H176ZM182 29H184V28H182ZM194 29H195V28H194ZM199 29H200V28H199ZM213 29H215V28H213ZM33 30H34V29H33ZM33 30L30 31V30L28 29V31H26V32H32V33H31L32 35H31L30 33L27 34V36H28V35H31L32 37H31V36L26 37L25 34H24V32H23L22 30H20V31L23 33L22 36H24V37H22V36H21V37H22V38H25V37H26V38H29V37H31V38L28 39L29 42H31L32 40H34V39H32V38H34L33 36H35L34 34L36 33V32H35V33L33 34ZM35 30H34V31H35ZM49 30H50V29H49ZM76 30H75V33L72 32L73 34H75V36H78L77 34L80 35V36H79L80 38H77L78 41H76V43L78 42V44L80 45V41H81V43L84 44V42H83L84 39L80 40V39H81V33H82V35H83L82 37H85V39H86L89 31L83 33V31H85V30H82V32L79 33L81 30H80V31L78 30L79 32L76 34V32H77ZM89 30L91 31V29H89ZM188 30H189V29H188ZM192 30H193V29H192ZM192 30H191V31H192ZM4 31H5V29H4ZM4 31H3V32H4ZM18 31L16 30L17 35H15V33H14V37L20 35ZM72 31H74V29H73ZM181 31H182V30H181ZM189 31H190V30H189ZM191 31H190V32H191ZM212 31H213V30H212ZM217 31H218V30H217ZM239 31H238V32H239ZM263 31H264V30H263ZM0 32H1V31H0ZM40 32H41V31H40ZM40 32H39V30H38L37 33H40ZM51 32H52V31H51ZM100 32H101V31H100ZM100 32H99V35H101V37H102V34H100ZM174 32H175V31H174ZM185 32H187V30H186ZM185 32H184V33H185ZM199 32H200V30H199ZM202 32H205V30H204V31L201 30V35H202ZM254 32H255V33H254ZM258 32H257V33H258ZM261 32H262V31H261ZM1 33H2V32H1ZM37 33H36V34H37ZM53 33H54V32H53ZM53 33H51L52 36H53ZM57 33H58V32H57ZM68 33H69V32H68ZM101 33H102V32H101ZM179 33H180V31H179ZM187 33H188V32H187ZM218 33H219V32H218ZM218 33H217V35H218ZM240 33H238V34H240ZM6 34H7V33H6ZM42 34L40 33V36H41ZM51 34H50V36H51ZM55 34H56V32H55ZM60 34H61V33H60ZM84 34H86V36H85ZM181 34H182V33H180V35H181ZM205 34H208V33H205ZM219 34L221 35V33H219ZM223 34H224V33H223ZM225 34H224V36H225ZM229 34H230V35H229ZM238 34H237V35H238ZM38 35H39V34H38ZM38 35L35 36L36 41L38 40ZM65 35H66V34H65ZM69 35H70V34L66 35L67 37L65 36V38H67L66 40L69 39V37H68ZM90 35H95V33L92 34V32H90V34H89L88 36H90ZM182 35H183V34H182ZM186 35H187V34H186ZM208 35H210V32H209ZM262 35H263V34H262ZM42 36H44V34H43ZM47 36H48V34H47ZM169 36H170V34H169ZM169 36H167V37L169 38ZM172 36H173V35H172ZM214 36H216V35H214ZM214 36H212V37H214ZM241 36H242V35H241ZM241 36L239 37V35H238L239 39L241 38ZM255 36H256V35H255ZM255 36H254V37H255ZM258 36H259V35H258ZM258 36H257V37H258ZM5 37H6V35H5ZM5 37H4V40H3V39H2V40L5 41V43H6ZM14 37H12V39H13ZM93 37H97V36H92V38H93ZM101 37H99V38L101 39ZM170 37H171V36H170ZM177 37H178V34H177ZM177 37H176V38H177ZM246 37H247V36H246ZM251 37H252V35H251ZM259 37H260V36H259ZM263 37H264V36H263ZM7 38H8V40H9V37H8V36H7ZM22 38H20V39H22ZM62 38H64V37H62ZM65 38H64V39H65ZM90 38H91V37H90ZM90 38H89V39H90ZM92 38L90 39V42H91ZM97 38H98V37H97ZM99 38H98V39H99ZM182 38H183V37H182ZM209 38H210V37H209ZM216 38H217V37H216ZM233 38H231L232 41L234 40ZM12 39H11V40H12ZM15 39H16V37H15ZM15 39H14V40H15ZM57 39H58V38H57ZM60 39H61V37H60ZM60 39H59V40H56V42L58 41L57 43H54V42H52V40H51V43H52V47H53V48H54V45L58 44V46H59V44L62 43V42H60ZM64 39H61V40H64ZM93 39H95V38H93ZM98 39H97V40H98ZM100 39H99V41H101L102 44L100 43L99 45H101V46L103 45V47L101 48V49H103L104 46H105V44H106V45H108V44H107V41H104V42H106V43H103V41H102L103 39H104V40L106 39L105 37H102L101 40H100ZM166 39H167V38H166ZM171 39H173V38H171ZM179 39H180V38H179ZM179 39H178V40H179ZM186 39H187V38H186ZM211 39H212V42H211V43H214L215 40H214L213 38H211ZM217 39H218V38H217ZM223 39H224V38H223ZM239 39H236V40L238 41ZM253 39H256V38H253ZM0 40H1V38H0ZM8 40H7V42H8ZM23 40H24V39H23ZM23 40L19 41L20 44H18V45L20 46V45L22 44V45L25 47L27 41H23ZM30 40H31V41H30ZM39 40H40V38H39ZM66 40H65V41H66ZM69 40H70V39H69ZM73 40H75V37H74L72 40H70V43H71V41L74 42ZM86 40L88 41V39H86ZM167 40H168V39H167ZM169 40H170V38H169ZM213 40H214V41H213ZM241 40H242V42H243V40L247 41V40L245 39V37L242 38ZM249 40L251 41V39H249ZM36 41L34 40V42H36ZM53 41H55V40H53ZM93 41H94V40H93ZM170 41H171V40H170ZM173 41H174V40H173ZM173 41H172V43H173ZM201 41H202V40H201ZM219 41H221V40H219ZM223 41L225 42V40H223ZM230 41H231V40H230ZM245 41L243 42V44H246ZM250 41H249V42H250ZM252 41H253V40H252ZM252 41H251V42H252ZM254 41H255V40H254ZM16 42L18 43V40H17V39H16ZM16 42H15V45L17 44ZM22 42H24V43H22ZM34 42H33V43H34ZM37 42H38V41H37ZM37 42H36V43H37ZM43 42H44V41H43ZM59 42H60V43H59ZM90 42H89V43H88V42H85V44L88 43L89 46H91ZM202 42H203V41H202ZM205 42H206V41H205ZM234 42H236V41L234 40ZM238 42H240V41H238ZM262 42H264V40H263ZM0 43H1V41H0ZM3 43H4V42H3ZM5 43H4V44H5ZM10 43H12V42H10ZM33 43H32V44L29 43V45L31 44V45H34V46H35L36 44H35V43L33 44ZM46 43H47V42H46ZM48 43H49V42H48ZM74 43H75V42H74ZM74 43H71L70 45H72V44L75 45L74 48H77L78 53L81 52V50L83 49V48H81L82 46L80 47L81 49L78 50V47H79L78 44H74ZM91 43H92V42H91ZM96 43H97V46H98V42H96ZM184 43H185V42H183V44H184ZM220 43H222V42H219V43H217V44H220ZM225 43H226V42H225ZM230 43H231V42H230ZM1 44H2V43H1ZM1 44H0V46L4 48V49L1 48V50L4 51L6 46H5V45L2 46ZM6 44H7V43H6ZM49 44H50V43H49ZM92 44H94V43H92ZM169 44H170V43H169ZM185 44H186V43H185ZM185 44H184V45H185ZM231 44H233V43H231ZM238 44H239V43H238ZM250 44H251L252 46L254 45V44H252V43H250ZM12 45H13V44H12ZM15 45H14V46H15ZM22 45H21V46H22ZM31 45H30V46H31ZM42 45H44V44L42 43ZM62 45H63V43H62ZM65 45L67 46V47L65 46V49L68 48V51H71V52H72V48H71V47H68L69 45H68L67 43H66ZM76 45H77V46H76ZM86 45H87V44H86ZM86 45H84V47H85ZM95 45H96V44H95ZM233 45H234V44H233ZM239 45H240V44H239ZM9 46H10V45L8 44L7 47H6V50H7V48H8ZM30 46H27V45H26V48L28 47L27 49L30 50V48H29ZM45 46H46V45H45ZM58 46H56V48H55L56 50L58 49ZM60 46H61V44H60ZM60 46H59V49H62V48H60ZM117 46H118V45H117ZM175 46H176V45H175ZM180 46H183V45H180ZM214 46H215V45H214ZM217 46H218V45H217ZM226 46H227V45H225V48H226ZM252 46H251V47H252ZM258 46H259V45H258ZM258 46H257V47H258ZM17 47H18V46H17ZM31 47H32V49H33V46H31ZM40 47H41V45H40ZM52 47L50 48V50L52 49ZM98 47H99V46H98ZM165 47H166V46H165ZM177 47H178V46H177ZM185 47H187V46H185ZM185 47H184V48H185ZM201 47H202V46H201ZM205 47H207L206 44H205ZM229 47H230V46H229ZM237 47H238V46H237ZM244 47H245V46H244ZM260 47H261V46H260ZM260 47H259V48H260ZM9 48H10V47H9ZM12 48H14V47H12ZM15 48H16V46H15ZM19 48H20V47H19ZM21 48H22V47H21ZM21 48H20V49H21ZM36 48H39V46L36 47ZM36 48L34 47V49H36ZM69 48H70V49H69ZM74 48H73L74 51H73L72 53H74V52L76 51ZM87 48H88V47H86V48H84V49H87ZM105 48H106V47H105ZM182 48H183V47H182ZM184 48H183V49H184ZM187 48H188V47H187ZM223 48H224V47H223ZM223 48L220 46V49H223ZM225 48H224V49H225ZM230 48H233V46L230 47ZM263 48H264V47H263ZM16 49H17V48H16ZM27 49H24V51L27 50ZM34 49H33V50H34ZM84 49H83V50H84ZM95 49H98V48L95 47ZM108 49H109V48H108ZM118 49H119V48H118ZM164 49H165V48H164ZM178 49H179V47H178ZM178 49H177V50H178ZM183 49H182V50H183ZM216 49H217V48H216ZM218 49H219V48H218ZM218 49H217V50H218ZM220 49H219V50H220ZM242 49H243V48H242ZM21 50L23 51V49H21ZM21 50H20L19 52H21ZM52 50L55 51L54 49H52ZM99 50H100V49H99ZM105 50H107V48H106ZM167 50H169V47H168ZM170 50H171V49H170ZM177 50H176V51H174V50L172 51V53L174 54V57H175L176 59H177V56L179 55V53L177 52ZM190 50H191V48H190ZM195 50H196V49H195ZM240 50H241V49H240ZM15 51H16V50H15ZM17 51H18V50H17ZM84 51H85V50H84ZM96 51H98V50H96ZM107 51H108V50H107ZM119 51H120V50H119ZM119 51H118V52H119ZM122 51H123V50H122ZM179 51H180V50H179ZM184 51H186V48H185ZM188 51H189V50H188ZM191 51H193V50H191ZM191 51H190V53H191ZM201 51H202V50H201ZM213 51H214V50H213ZM228 51H229V50H228ZM244 51H245V50H244ZM244 51H243V53L245 54ZM260 51H261V50H260ZM4 52H5V51H4ZM4 52H2V54H4ZM27 52H29V51H27ZM30 52H31V51H30ZM57 52H58V51H57ZM57 52H52V55H53V53L55 54V53H57ZM59 52H60L59 56L63 58V59H62L63 61H62L61 59H59V58H60L59 56H58L59 58H56V59L58 60V62H60L59 60H61V62H60V63H61V66H63V65L65 66V64H63V63H65L66 61H68V58H67V57H69V56L71 55V52H67V54H64L62 50H61V51L59 50ZM90 52H93V51L91 50ZM100 52H102V51L100 50ZM103 52H104V49H103ZM103 52H102L101 55H103V54L105 55V54L107 53L106 51H105V53H103ZM169 52H171V51H169ZM194 52H195V51H194ZM205 52H206V51H205ZM263 52H264V50H263ZM263 52H262V53H263ZM0 53H1V52H0ZM5 53H6V52H5ZM11 53H12V51H11ZM42 53H44L43 50H42V52H41V55H40V56H37V57H39V59H40V57L43 58ZM65 53H66V52H65ZM78 53H77V54H78ZM84 53H85V52H84ZM87 53H88V54H87ZM172 53H171V54H172ZM177 53H178V54H177ZM180 53H181V52H180ZM192 53H193V52H192ZM196 53H197V52H196ZM196 53H195V54H196ZM202 53H203V52H202ZM229 53H230V52H229ZM14 54H15V53H14ZM17 54H19V53H17ZM21 54H22V53H21ZM25 54H26V53H25ZM27 54H29V53H27ZM32 54H33V53H32ZM57 54H58V53H57ZM61 54H62L63 56H61ZM69 54H70V55H69ZM75 54H76V52H75ZM85 54H87L86 56H90V55H91L89 52H86ZM89 54H90V55H89ZM92 54H94V53H92ZM98 54H99V51H98ZM118 54H119V53H118ZM182 54H183V53H181V56H182ZM184 54H186V53H184ZM244 54H243V55H244ZM246 54H247V53H246ZM263 54H264V53H263ZM6 55H7V54H5V56H6ZM47 55H49V54H46V56H47ZM52 55H51V56H52ZM55 55H56V54H55ZM55 55H53V57H56ZM64 55H68V56L66 57V60H64V59H65V58H64ZM81 55H82V54H81ZM192 55H193V54H191V56H192ZM219 55H222V53H221V54L219 53ZM248 55H249V54H248ZM258 55H260V54H258ZM261 55H262V54H261ZM2 56H3V58H4V55H0L1 58H2ZM51 56H50V57H51ZM82 56H85V55L83 54ZM93 56H94V55H91V57H93ZM107 56H109V53L107 54ZM165 56H166V55H165ZM167 56H168V55H167ZM171 56H172V55H171ZM193 56H194V55H193ZM195 56H196V55H195ZM198 56H199V55H198ZM237 56H238V55H237ZM31 57H32V56H31ZM76 57H77V55H76ZM91 57H90V58H91ZM174 57H173V59H174ZM178 57H179V56H178ZM182 57H183V56H182ZM184 57H185V56H184ZM188 57H189V56H188ZM256 57H257V56H256ZM1 58H0V59H1ZM72 58H73V56H72L70 59H72ZM79 58H81V56H79ZM82 58H83V57H82ZM82 58H81V59H82ZM186 58H187V57H186ZM186 58H185V59H186ZM10 59H12V58H10ZM76 59L78 60V58H76ZM91 59H92V58H91ZM117 59H118V58H117ZM173 59H172V60H173ZM194 59H195V58H194ZM13 60H14V58H13ZM16 60H17V59H16ZM16 60H14V62H15ZM20 60H21V59H20ZM24 60H25V59H24ZM24 60H23V63L25 64V61H24ZM31 60H32V59L30 58V61H31ZM33 60H34V58H33ZM36 60H37V62L39 61L38 58L35 57V63H33V62H30V61H29V58H28V62L30 63V65H29L28 62H27V64H28L29 66H31V64H32V66H31L30 68L34 67L33 64H35V66L38 65L37 62H36ZM50 60H51L52 63L57 61V60H52V59H50ZM77 60H76V61H77ZM190 60H192V59H190ZM197 60H198V59H197ZM210 60H211V59H210ZM210 60H209V61H210ZM0 61H1V60H0ZM17 61H19V60H17ZM92 61H93V59H92ZM180 61H181V60H180ZM187 61H189V59H188ZM192 61H193V60H192ZM194 61H195V60H194ZM199 61H200V60H199ZM263 61H264V60H263ZM14 62H13V63H14ZM19 62H20V61H19ZM44 62H45V61H44ZM48 62H49V64H48ZM48 62L46 61L44 64L47 63L48 65L46 64V65H47L46 67H49V68H50V71H52V70H51V67H50L51 64H50L49 58H48ZM83 62H84V61L81 62V60H80L79 65H78V66H77V65L75 66L76 69H74V68L72 69V70H75L73 73H75V74L77 75V73H78L77 71L80 70V66H81V72H79V73H82V70H83V72L85 71V68L83 69L82 66H83L86 62H84V63H83ZM176 62H177L176 64L179 63L178 61H176ZM184 62H185V61H184ZM189 62H190V61H189ZM202 62H203V61H202V59H201V64H202ZM211 62H212V61H211ZM211 62H210V63H211ZM218 62H220V61H218ZM218 62H216L215 64H217ZM260 62H261V63H260ZM38 63H39V65H40V66L38 65V68H40L41 65H42V67L45 66V65L41 64V61H39ZM67 63H68V62H67ZM82 63H83V65H82ZM100 63H101V60H99V65H100ZM103 63H104V62H103ZM103 63H101V64H102L101 67H104ZM118 63H119V61H118ZM199 63H200V62H199ZM203 63H204V62H203ZM212 63H213V62H212ZM222 63H223V62H222ZM255 63H256V64H255ZM255 63H253V62L251 63V61L245 63V65H246V67L248 68V70H250V71L252 72V74H251L250 76L254 75L253 72L258 73V70L261 68V66H264V64L262 63V61H260V58H259V57H258L257 62H255ZM0 64H2V63H0ZM6 64H7V63H6ZM21 64H22V63H21ZM24 64H23V65H24ZM27 64H25V65L27 66ZM62 64H63V65H62ZM73 64H74V62H73ZM80 64H81V65H80ZM95 64H96V63H95ZM188 64H191V63H188ZM197 64H198V63H197ZM197 64H196V65H197ZM261 64H263V65H261ZM2 65H3V64H2ZM25 65H24V66H25ZM85 65H86V64H85ZM97 65H98V64H97ZM99 65H98V66H99ZM105 65H107V64H105ZM192 65H194V64H192ZM212 65H213V64H211V67H212ZM218 65H219V64H218ZM260 65H261V66H260ZM26 66H25L24 68L28 71V69L26 68ZM58 66H59V65H58ZM91 66L96 67L94 64L91 65ZM91 66L89 65L90 68H93V67H91ZM177 66H178V65H177ZM182 66H183V65H182ZM182 66H181V67H182ZM186 66H187V65H186ZM202 66H203V65H202ZM220 66L223 67V65H220ZM13 67H14V66H11L10 68H13ZM18 67H19V68H18ZM21 67H22V65H21V66H20V65L16 66L15 71L18 72L17 74H16V73H14V74H11V73H10L11 75L9 76V73H8V75H6L7 72H8V70H7V72L5 73L4 76H9V79H11V82H13V83H15V82L19 79L18 81H21V82L25 83V85L28 84V85H29V88H31V89H32V86L30 87V85H33V86L36 85V86H35V89H34V87H33V89H34V91L36 90V92H37L38 95H40V97H39L40 99L38 98L37 94L34 93V91L32 92L33 89H32V90L29 89V90H31V91H30V94H31V93L33 94V93H34L32 97H33V98L36 97V98H37L36 101L39 99V100H38L39 103H40V100L42 99L41 104H39V105H37V106L42 105V107L45 108L46 110H47L46 107H47L48 105H49L48 107L51 108V105H53V104H52V102H51V103H48L49 101L46 100V99H47V98H45L46 96L44 97L43 95H45V94L48 92L47 90H50V91L48 92V95L51 94V89H53L54 86H55V88H57L56 86H57L58 83L62 86V88H61L60 86H58V88H61V89L64 90V91H63V90H60V89H58V88H57V90H56V91H59V92H57V95L60 94V95L62 96V97L59 96L61 99L63 98V96L66 95L64 92H66V93L68 92V93H67V96H66V97L68 98L67 102L64 101L66 98H65V99H62L65 103H67V104H66L67 107H68V104H70L69 100L72 101V99H71L72 96L70 95V94H72V92H73L74 95H76V94L78 93V91H79V93H80L79 96L83 95L82 93H85V91H82L83 89H81V87H78L79 85L73 86V87L75 88V91H74L73 87H70L71 85H69L70 82H67L68 84H66V87H67V85H69V86L67 87L69 90L66 89V88H64V84L66 83L67 79H65L66 81H65V80L63 81L64 77H63V78H62L61 76H60L61 78H60L59 76L56 77V76L53 75V74H55V73H53V72H52V73H53V74H52V73H50V72L48 71V74H51V76H53L52 79L50 78V75L47 76V77H45L46 74H47V72L45 71L46 69H45V70H42V69H43L42 67H41V70H42V71H41V70H40V71L37 70V71H36V75L39 76V74H40V76H41V73H43V72H44V74L46 73L45 75L42 74L43 77H45V78H43V77L41 76V78L44 79V80L42 79L43 84H44L45 79H48V78L50 79V80L48 79V81H51V80L54 81V79L57 78V79H56V80H57L56 82H58V83L55 85V81H54V84H53V82H52V84H53V86H52V85L50 84V82H49V84H50V86H49V84L47 83V80H46V81H45V82H46L45 84L47 85V88H46V87H42V86H43L42 84H41V86H40V83H41L40 81H41V80L39 81L40 83L37 82L38 85H37V84H33L32 82H34L35 80L37 81V78H39V77L36 76V75H35V72H34V75H35L37 78H35V80H34V77H35V76H33V79H30L31 77H30L29 74H28V73H30V71L27 72V71H25L24 68H22V70L25 71L24 73H22L21 70H18V69H21ZM69 67H70V66L68 65L67 67L64 68V70H66V68H68V69H67V72H65V71L63 72V71H62L64 74H68V76L70 75L69 73L72 72V70H71V71L69 70ZM77 67H78V70H77ZM83 67H84V66H83ZM85 67H86V66H85ZM105 67H107V66H105ZM200 67H201V66H200ZM211 67H209V69H210ZM10 68H9V69H10ZM17 68H18V69H17ZM35 68H37V67H34V68H32V69H35ZM44 68H45V67H44ZM52 68H53V67H52ZM54 68H55V66H54ZM190 68H191V67H190ZM207 68H208V66H207ZM258 68H259V69H258ZM13 69H14V68H13ZM13 69H12V70H13ZM59 69H60V68H59ZM180 69H181V68H180ZM194 69H195V68H194ZM48 70H49V69H48ZM53 70H55V69H53ZM56 70H58L57 67H56ZM68 70H69L70 72H68ZM183 70H184V68H183ZM183 70H182V71H183ZM195 70H196V69H195ZM260 70H262V68H261ZM260 70H259V73H260V74H264V73H263L264 71L262 70V71H263V72H262V71H260ZM1 71H2V69L0 70V72H1ZM15 71H13V72H15ZM19 71H20V72H19ZM186 71L189 72L190 70H186ZM250 71H249V73H250ZM10 72H11V71H10ZM39 72H41V73H39ZM76 72H77V73H76ZM114 72H115V71H113V73H114ZM131 72H133V71H131ZM190 72H191V71H190ZM210 72H211V71H209V74H210ZM218 72H219V71H218ZM223 72H224V71H223ZM230 72H231V71H230ZM2 73H4V72H2ZM19 73H21V74L19 75ZM25 73H26V76H27V74H28V79H27V80L25 79V80L28 81V82H26L25 80H21L20 78L17 79V76H18V75H19L18 77H21V78H22V77H26V76H24ZM94 73H95V72H93V74H94ZM133 73H134V72H133ZM133 73H132V74H133ZM184 73H185V72H184ZM193 73H194V72H193ZM213 73H214V72H213ZM256 73H255V74H256ZM259 73H258V75H255V77L258 78V76H260ZM22 74H23V75H22ZM58 74H61V73H58ZM84 74H85V75H84ZM84 74L81 75L82 79H83V75H84V78L87 77V70L85 71ZM118 74H119V73H118ZM132 74H131V75H132ZM195 74H196V72H195ZM221 74H222V73H221ZM12 75H13V77H12ZM14 75H15V76H14ZM30 75L32 76V74H30ZM62 75H63V74H62ZM76 75H74V77H75ZM78 75H80V74H78ZM78 75H77V76H78ZM123 75H124V74H123ZM143 75H144V74H143ZM199 75H200V74H199ZM225 75H226V74H225ZM71 76H72V73H71V75H70V78L73 77V76H72V77H71ZM77 76H76V78L81 79L80 76H78V77H77ZM118 76H119V75H118ZM183 76H184V75H183ZM185 76H186V75H185ZM191 76H192V75H191ZM201 76H202V75H201ZM210 76H211V74H210ZM261 76H264V75H261ZM0 77L3 78L2 74H1ZM10 77H11V78H10ZM54 77H56V78H54ZM74 77H73V78H74ZM95 77H96V76H95ZM98 77H99V78H98ZM98 77H97L98 79H102V78H100V75H99ZM112 77H113V76H112ZM112 77H111V78H112ZM114 77H115V76H114ZM124 77H125V76H123V78H124ZM133 77H134V75H133ZM133 77H132V78H133ZM223 77H226V76H223ZM2 78H0V80H1ZM5 78L7 79L8 77H5ZM5 78H3V79H5ZM13 78H16L17 80H16V79H13ZM88 78L90 79L91 77H88ZM92 78H93V80H92L93 82H94V80H97V81H98V79H94V77H92ZM92 78H91V79H92ZM116 78H117V77H116ZM134 78H135V77H134ZM145 78H146V77H145ZM151 78H152V77H151ZM190 78H191V77H190ZM190 78L188 79L189 81H190ZM201 78H202V77H201ZM207 78H208V76H207ZM257 78H256L255 81L258 82L259 80H258ZM12 79H13V80H12ZM22 79H23V78H22ZM39 79H40V78H39ZM39 79H38V80H39ZM91 79H90V82H92ZM119 79H120V77H119ZM154 79H155V78H154ZM185 79H186V78H185ZM194 79H195V80H198V78L196 79L195 77H194ZM211 79H214V78H213V75L211 76ZM231 79H232V78H231ZM259 79L261 80V77H260ZM33 80H34V81H33ZM68 80H69V79H68ZM107 80H108V79H107ZM109 80H111V79H109ZM133 80H134V79H133ZM200 80H201V79H200ZM206 80H207V79L205 78V82H206ZM220 80H221V79H220ZM14 81H15V82H14ZM30 81H32V82H30ZM60 81H63V82H62L63 84H61ZM69 81H71V80H69ZM72 81H73V80H72ZM72 81H71V82H72ZM86 81H87V80H85L84 82L86 83ZM99 81H100V80H99ZM112 81H113V79H112ZM198 81H199V80H198ZM214 81H215V80H213V82H214ZM228 81L231 83L230 79H228ZM0 82H5V80H4V81L1 80ZM9 82H10V80H9ZM9 82H8V83H9ZM11 82H10L9 86L6 84V86H7L8 88L11 87V89L9 88L10 91H9V90H6V89H8V88H5V90H4L5 92H4V93H1V92H0V93L2 94V96L0 97V99H1V101H2V103H1V101H0V103H1V104H0V136H2V137L4 138V141H6V144H9V145L7 146V148H8V149H7V151H8L7 154H6V153L4 154V151H3V150H0V151L3 152V154L0 152V173L3 172V173L1 174L2 176H3V174H4V175H7V176H8V175L11 176L12 181L14 180V179H13L14 177H16V176H21V175H23V177H28V178H29V177H35V178H36L37 175H38V173H39V171H42V172H43V170H45V169L48 167V165H46L47 160L52 161V158H51V157H50V158L48 157L47 160H46V158H44L45 155L48 154V153H46V151H44V150L47 149L46 147L48 146V147H49V148H48L49 150H47V151H50V147H51V146H49L48 143L50 144L51 141H54V140H52V139H54V138H53L54 136L52 135L51 130L47 129L45 123L40 119V116H41V115L39 114V111H37V110L35 109V107H34V108L31 107V109H30V108H29V109L26 108V107H28V106L30 107V106L33 105V104L31 103V101H26V102H23V101H22L24 104L26 103L25 105H24V104H21V102L19 103L20 100H23V98H26V97H23L22 94H23V92H24V94H25V92H27V90H26L25 88H24L25 91L21 89V90H22V91H21V92H22V94H21L22 97H21V95H20L21 92L18 91V90H14V88L11 86ZM78 82H79V81H78ZM93 82H92V83H93ZM128 82L130 83V81H128ZM137 82H138V81H137ZM144 82H146V81H144ZM202 82H203V78H202ZM209 82H210V80H209ZM213 82L211 81V83H213ZM233 82H234V80H233ZM23 83H21V84H23ZM92 83H90V84H92ZM94 83H95V82H94ZM97 83L100 84L101 82H97ZM107 83H108V86H109V81H107ZM110 83H111V82H110ZM125 83H126V82H125ZM131 83H132V82H131ZM146 83H147V82H146ZM162 83H163V81H162ZM191 83H192V82H191ZM203 83H204V82H203ZM230 83H229V86H230V87L228 86V87H229L228 90L230 89V91L226 90V88L223 86V85H224L223 81L219 82L218 84H217V82H216V84H213V86H212V85L208 86V84H207L206 87H207V86L209 87V88L207 87V88H208L207 91H206L207 88L205 89V87L201 85L202 88L204 87V88H203V89H204L203 93H205V95L208 93V96H206V97L210 99V101L213 103V106H214V103H215V105H218V106H217V109H219V108H224V109H222V114H223V112H224L225 110H226V112H227V111H230V109H231V111H233L232 109H234V108L237 109V107H238V109H237L238 111H239L240 109H243V107L241 108V106H240V108H239V106H237V104H239V101H235V99H234L233 96H232V95H235V98H236V94L238 93L237 90H239V93L237 94L238 96H239V95L241 96V95L244 94V93L247 94V92H244V91H246L245 89L242 90L244 87L239 88V87H240L239 85H237V86L234 85V88L232 89L231 87H233V85L231 86ZM0 84H1V85H0L1 87H2V86H5V83H4V84H3V83H0ZM17 84H20V83H19V82L16 83V86L18 87ZM21 84H20V88H21ZM59 84H58V85H59ZM102 84H104V83L102 82ZM115 84H116V83H115ZM123 84H124V83H123ZM126 84H127V83H126ZM132 84H133V83H132ZM137 84H138V83H137ZM163 84H164V83H163ZM189 84H190V83H189ZM92 85L94 86V84H92ZM105 85H106V84H105ZM116 85H117V84H116ZM133 85H134L135 87H137V86L135 85V83H134ZM145 85L148 86V83L145 84ZM190 85H191V84H190ZM16 86H15V89L17 88ZM23 86H24V85H23ZM81 86H82V85H81ZM103 86H104V85H103ZM130 86H131V84H130ZM130 86H129V87H130ZM138 86H142V85L139 84ZM150 86H151V85H150ZM166 86H167V85L165 84L164 87H166ZM199 86H200V84H199ZM238 86H239V87H238ZM24 87H25V86H24ZM26 87L28 88L27 85H26ZM36 87L39 88V89L41 88V89H40L39 91H37V88H36ZM49 87H51V89H50ZM77 87H78V89H76ZM82 87H83V86H82ZM99 87H100V86H99ZM117 87H119V86H117ZM121 87H122V86H121ZM124 87H125V84H124ZM193 87H194V86H193ZM236 87H238L239 89L236 88ZM261 87H262V85H261ZM2 88L4 89V87H2ZM2 88H0V89H2ZM18 88H19V87H18ZM18 88H17V89H18ZM22 88H23V87H22ZM43 88H46V91H45V89H43ZM48 88H49V89H48ZM79 88L81 89L82 93H81V91L79 90ZM103 88H104V87H103ZM119 88H120V87H119ZM133 88H134V87H133ZM151 88H152V86H151ZM168 88H169V87H166V90H167V91L169 90ZM198 88H199V87H198ZM198 88H197V89H198ZM223 88H224V89H223ZM235 88H236V89H235ZM70 89H71V90H70ZM85 89H86V87H85ZM89 89H90V87H89ZM89 89H88V90H89ZM95 89H96V88H95ZM120 89H121V88H120ZM128 89H129V88H128ZM153 89H154V88H153ZM160 89H161V88H160ZM163 89H164V88H163ZM188 89H189V88H188ZM231 89L233 90L232 92L235 91V92H237V93L234 92L235 94H234V93H231V94H230L229 92H231ZM259 89H260V88H259ZM259 89H257V90L254 92V95H253V96H255V97H254V98H255L254 100H255V108H256V111H257V113L259 112V113L261 114V113H262V110H264V108H262V105L260 104V101H261V100H260V95H261V94H260V92H261L260 90H261V89H260V90H259ZM262 89H264V88H262ZM13 90L16 91V92H14ZM29 90H28V92H29ZM41 90H42V91L44 90V94H43V95H41V93H43V92H41ZM123 90L125 91V89H123ZM164 90H165V89H164ZM0 91H1V90H0ZM6 91H7V92L9 91L8 93H10V92H11V93L13 92V93H12V94L10 93V94L6 95V94H7ZM53 91H54V89H53ZM53 91H52V92H53ZM56 91H55V92H56ZM62 91H63V92H62ZM86 91H87V90H86ZM93 91H94V90H93ZM96 91H97V90H96ZM98 91H99V90H98ZM124 91H123V92H124ZM135 91H136V90H134V92H135ZM194 91H195V90H194ZM201 91H202V89H201ZM205 91H206V92H205ZM2 92H3V91H2ZM17 92H18L19 94H18ZM40 92H41V93H40ZM45 92H46V93H45ZM55 92H54V94L52 93V95H51V96L54 98L53 101H55V102L58 101V102H56V103H61V102H59V97L57 98V97L55 96V94H56ZM61 92L64 93V95H63ZM69 92H71V93H69ZM76 92H77V93H76ZM89 92H90V91H89ZM119 92H120V91H119ZM125 92H127V90H126ZM125 92H124V93H125ZM129 92H130V90H129ZM152 92H154V91L152 90L151 93H152ZM197 92H199V91L197 90ZM242 92H243V93H242ZM249 92H250V91H249ZM5 93H6V94H5ZM90 93H91V92H90ZM99 93L101 94V92H99ZM103 93H104V92H103ZM124 93H123V95H124ZM130 93H131V92H130ZM169 93H170V94L173 93L171 89H170ZM252 93H253V92H252ZM252 93H251L250 95H252ZM263 93H264V91H263ZM1 94H0V95H1ZM14 94H17V95L15 96ZM30 94H29V95H30ZM32 94H31V95H32ZM68 94H69V96H68ZM94 94H96V93H94ZM97 94H98V93H97ZM109 94H110V93H109ZM125 94H126V93H125ZM132 94H133V93H132ZM154 94H155V93H154ZM245 94L243 95L244 97L242 96V97L244 98V100H246V98H245ZM5 95H6L7 97H4ZM18 95H20V96H18ZM35 95H36V96H35ZM85 95H86V94H84V97L81 96V97L83 98V100L78 96V94L75 96V98H76V99L79 98V99H81L82 101H85L84 98L87 99V96L85 97ZM120 95H121V94H120ZM126 95H127V94H126ZM129 95H130L129 98H130L131 96L133 97V95H131V94H129ZM202 95H204V94H202ZM205 95H204V99H205ZM27 96H28V95H27ZM34 96H35V97H34ZM41 96L44 97V98H41ZM51 96H50V97H51ZM77 96H78V97H77ZM231 96H232V97H231ZM238 96H237V98H238ZM262 96H264V95H262ZM2 97H3V98H2ZM50 97H48V98H50ZM120 97H121V96H120ZM120 97H119V98H120ZM69 98H70V99H69ZM104 98H105V97H104ZM108 98H109V97H108ZM112 98H113V97H112ZM119 98H118V99H119ZM124 98H125V96H124ZM156 98H158L157 95H156ZM239 98H240V100H242L241 97H239ZM239 98H238V99H239ZM43 99H44V101L46 100V101H45V103L47 104V105L45 104L46 107H44V104H43L44 101H43ZM57 99H58V100H57ZM79 99H77V101H78ZM121 99H122V98H121ZM127 99H128V97H126L125 100H127ZM132 99H133V98H132ZM198 99H199V98H198ZM200 99H201V98H200ZM202 99H203V98H202ZM232 99H233V100H232ZM24 100H26V99H24ZM49 100H51V98H50ZM62 100H61V101H62ZM74 100H75V99H74V96H73V103L76 102V100H75V101H74ZM81 100H80V101H81ZM114 100H115V99H114ZM128 100H130V101H128L129 103H132V104H130V105H131V108H133L132 106H136V102L134 103V99H133V100L128 99ZM159 100H161V99H159ZM162 100H163V99H162ZM167 100H168V99H167ZM244 100H242V101H244ZM32 101H33V100H32ZM96 101H97V100H96ZM164 101H165V100H164ZM164 101H163V102H164ZM169 101H170V100H169ZM203 101H206V100H203ZM207 101H208V100H207ZM17 102H18V103H17ZM28 102H30V105L28 104ZM55 102H54V104H55ZM78 102H79V101H78ZM78 102H77V103H78ZM86 102H87V101H86ZM106 102H107V101H106ZM110 102H111V101H110ZM116 102L118 103V101H116ZM121 102H122V103H121ZM121 102H119V103H120L121 105H123V101H122V100H121ZM128 102L125 101V103H126V106H125V107H126V108H125V109L123 108L124 111L127 110V112H128L127 114H129V108H130V105H129V107H128ZM244 102H245V104L248 103V102H246V101H244ZM71 103H72V102H71ZM79 103H80V102H79ZM83 103H84V102H83ZM104 103H105V102H104ZM204 103H205V102H204ZM3 104H4V105H3ZM27 104H28V105H27ZM74 104H76V103H74ZM74 104H70V105L75 106ZM84 104H86V103H84ZM89 104H90V103H88L87 106H89ZM133 104H134V105H133ZM165 104H166V103H165ZM165 104H164V106H165ZM262 104H263V103H262ZM26 105H27V106H26ZM58 105L60 106L61 104H56V105H55L56 110H57V108H59V109L61 108V107H59ZM70 105H69V106H70ZM76 105H77V104H76ZM115 105H116V103H115ZM124 105H125V104H124ZM124 105H123V106H124ZM166 105H167V104H166ZM209 105H210V104H209ZM246 105H247V104H246ZM72 106H71V107H72ZM83 106H84V105H83ZM83 106H82V107H83ZM108 106H109V105H108ZM158 106H159V105H158ZM162 106H163V105H162ZM52 107H54V106H52ZM67 107H66V108H67ZM84 107H85V106H84ZM102 107H104V106H102ZM118 107L122 108L121 106H118ZM127 107H128V108H127ZM139 107H140V106L138 105V107H135L134 109H136V108L139 109ZM160 107H161V106H160ZM210 107H211V109H212V106H211V105H210ZM215 107H216V106H215ZM218 107H219V108H218ZM252 107H253V106H252ZM252 107H251V108H252ZM263 107H264V106H263ZM55 108H54V109H55ZM94 108H95V106H94ZM131 108H130V110H131ZM162 108H163V107H162ZM245 108H246V106H245ZM37 109H38V108H37ZM54 109H53V110H54ZM63 109H64V107H62V110H61V109H60V110L64 112ZM67 109H68V108H67ZM67 109H65V111H66L65 113H67V111L69 110V109H68V110H67ZM70 109H71V108H70ZM73 109L75 110V107H74V108L72 107V110H73ZM87 109H89V108H87ZM102 109H103V108H102ZM134 109H132V110H134ZM146 109L148 110V112L150 111L149 108H146ZM165 109H166V108H165ZM165 109H164V110H165ZM205 109H206V108H205ZM217 109H216V110H217ZM246 109H248V108H246ZM252 109H253V108H252ZM49 110H51V109H49ZM53 110H51V111H53ZM72 110H70V111H72ZM74 110H73V112H72V115L77 114L76 112H74ZM113 110H114V108H113ZM115 110H116V109H115ZM132 110H131L130 112H132ZM147 110H146V111H147ZM213 110H214V109H213ZM223 110H224V111H223ZM51 111H50V112H51ZM70 111H68V112H69V113H68V116H69L68 118H70V116H71V114H70L71 112H70ZM78 111H80V110H78ZM103 111H104V110H103ZM106 111H107V109H106ZM106 111H105V112H106ZM109 111H110V109H108V112H109ZM137 111H138V110H136V111L134 110V112L131 113V116H132L133 119H134V117H136L135 119H139V118L141 119V118H142L141 115H139V114L141 113V112H140L141 109H139L138 112H137ZM144 111H145V110H144ZM146 111H145V112H146ZM151 111H152V110H151ZM151 111H150V113L153 112V111H152V112H151ZM159 111H160V110H159ZM159 111H158V112H159ZM218 111H219V110H218ZM231 111H230V112H231ZM244 111H246V110L244 109ZM54 112H55V110H54L52 113H54ZM85 112H86V111H85ZM108 112H107V114L110 115V112H109V113H108ZM112 112H113V111H112ZM115 112L118 113L117 110H116ZM121 112H122V111H121ZM135 112H137V113H139V114H137V113H135ZM214 112H215V111H214ZM220 112H221V111H220ZM220 112H219V113H220ZM226 112H225V114H226ZM252 112H255V111H251V110H250L249 113L251 114ZM48 113H49V112H48ZM82 113H83V112H82ZM98 113H99V112H98ZM123 113H124V112H122V114H123ZM125 113H126V111H125ZM134 113H135L137 116H136ZM150 113H149V115H150ZM153 113H154V112H153ZM239 113L241 114L242 112L240 111ZM247 113H248V112H247ZM249 113H248V114H249ZM255 113H256V112H255ZM54 114H55V113H54ZM57 114H58V113H56V115H57ZM79 114H80V113H79ZM115 114H116V113H115ZM119 114H120V113H119ZM122 114H121V116H122ZM127 114H124V115H127ZM214 114H215V116H216L217 112H215ZM230 114H232V113H230ZM230 114L228 113L229 116H231ZM240 114H239V115H240ZM253 114H254V113H253ZM253 114H251L252 117H254ZM59 115H60V114H59ZM103 115H104V114H103ZM129 115H130V114H129ZM129 115H128V117H129ZM142 115H143V114H142ZM152 115H153V114H152ZM152 115H150V116H152ZM254 115H255V114H254ZM66 116H67V115H66ZM91 116H92V115H91ZM131 116H130V117H131ZM138 116H139V118H138ZM147 116H148V115H147ZM156 116H157V114H156V115L154 114L153 118L156 117ZM217 116H218V115H217ZM217 116H216V117H217ZM221 116H222V115H221ZM223 116H224V115H223ZM232 116H233V115H232ZM242 116H243V115H242ZM251 116H248V115H247L246 117H248L247 119H249ZM258 116H260V115H258ZM14 117H15V118H14ZM16 117H18L19 119H21V120L18 119V120L20 121L21 124H22V121L25 123L26 120L37 122L36 125L39 126V129L36 130V131L32 130V129H35V128H32V129H31V127H33V126H29V124L32 125V124H31L32 122H31V123H28V124H26V125L23 124L22 126L25 125V127H24V129H23L22 131H21L19 128H15V127L17 126L18 123L15 124V125H14V123L12 124V122H13V121H12V118L15 120V119H17ZM51 117H52V116H51ZM61 117H62V116H61ZM71 117H73V116H71ZM144 117H145V119H148V117L146 118V114L144 115ZM158 117H159V116H158ZM220 118H221V117H220ZM229 118H230V117H229ZM233 118H235V117H233ZM263 118H264V117H263ZM70 119H72V118H70ZM135 119H134V120H135ZM159 119H160V118H159ZM161 119H162V118H161ZM221 119H222V120H221ZM221 119H220V120L223 122V117H222ZM250 119H251V118H250ZM250 119H249V121H250ZM18 120L15 121V123H16V122H19ZM77 120H78V119H77ZM81 120H82V119H81ZM127 120H128V119H127ZM142 120H143V119H142ZM157 120H158V119H155V120H154L155 122H154L153 120H150V117H149L148 121H151L153 124L151 123L150 125L148 124L147 126L144 124V120H143V122H142L141 120H139L140 122H142V123H141L142 126H146V127H147L146 130L149 129V128L152 129V131H151V130H149V131H151V132H150V135H151V137L153 138V140L155 139L154 142H156V141H157L156 139H159V138L162 136V133L166 135L165 131L167 132V130H165V131H164V130L160 131L163 127L165 128L167 125L164 124V122H162L163 120H162V121H161V120L157 121ZM216 120L218 121V119H216ZM224 120H225V119H224ZM230 120H231V119H230ZM260 120H261V117H260ZM262 120H263V119H262ZM28 121H27V122H28ZM137 121H138V120H137ZM145 121H146V120H145ZM148 121H147L146 123H148ZM249 121H248V122H249ZM252 121H254V120L252 119ZM92 122H93V121H92ZM158 122H159V124H160V123H163V124L165 125V126H164V125L160 124V126H162V127H159L160 130L158 129L157 126H155L156 123L158 124ZM165 122H166V121H165ZM233 122H234V120H233ZM166 123H168V122H166ZM223 123H225V122H223ZM228 123L230 124V122H228ZM249 123L251 124V122H249ZM249 123L245 124V127H246V128L249 127V125H248ZM260 123H261V121H260ZM55 124H56V123H55ZM108 124H109V123H108ZM130 124H133V123L131 122ZM135 124H136V122H135ZM159 124H158V126H159ZM170 124H172V123L170 122ZM220 124H221V123H220ZM229 124H228V125H229ZM231 124H232V123H231ZM254 124H255V123H254ZM254 124H253V125H254ZM262 124H263V123H262ZM11 125L13 126L12 129H11ZM18 125H20V124H18ZM90 125H91V124H90ZM224 125H225V124H224ZM235 125H237V124H235ZM253 125L251 124V126H253ZM256 125H257V124H256ZM20 126H21V125H20ZM28 126H29V128H28ZM48 126H49V125H48ZM134 126H135V125H134ZM148 126H149V127H148ZM151 126H152V127L154 126V127H155V130H154L153 128H151ZM172 126H173V125H172ZM232 126H234V125H232ZM254 126H255V125H254ZM17 127H18V126H17ZM82 127H86V126H82ZM89 127H90V126H89ZM105 127H106V126H105ZM105 127H104V129H105ZM108 127H109V125H108ZM108 127H106V129H108ZM223 127H224V126H223ZM228 127H229V126H228ZM237 127H238V126H237ZM255 127H256V126H255ZM13 128H15L16 130H13ZM80 128H81V127H80ZM97 128H98V127H97ZM133 128H134V127L129 126V127L127 128V130L130 131V130H132ZM166 128H167V127H166ZM169 128L171 129V126H170V127L168 126V129H169ZM225 128H226V126H225ZM234 128H235V127H234ZM261 128H262V130L264 131V129H263L262 126H261ZM18 129H19V130H18ZM136 129H137V128H136ZM172 129H173V128H172ZM226 129H228V128H226ZM229 129H230V128H229ZM249 129H250V127H249ZM77 130H80V129H77ZM99 130H100V129H99ZM108 130L110 131L111 129L109 128ZM139 130H140V129H139ZM156 130H157V131H156ZM158 130L160 131V133L158 132ZM253 130L256 131V128L253 129ZM19 131H20V132H19ZM66 131H67V130H66ZM112 131L114 132V131H118V130H116V129H112V130L110 131V133H112ZM121 131H122V130H121ZM149 131H147L146 134H148ZM163 131H164V132H163ZM236 131H237V130H236ZM251 131H252V130H251ZM55 132H56V131H55ZM77 132H78V131H77ZM118 132H119V133H118ZM118 132L113 133L114 135H116L115 139L113 140L114 142L117 141L115 144H112V143H110L109 141H106V143H105V147H106L105 149H106L107 151H109L110 149H113V150L115 151V155H116V151L122 150L124 147L127 148V146H132L131 141H129V136H127L125 133H121L120 131H118ZM122 132H123V131H122ZM172 132H173V130H172ZM228 132H229V131H228ZM230 132H231V131H230ZM245 132H246V131H245ZM256 132H257V131H256ZM56 133H57V132H56ZM144 133H145V132H144ZM173 133H174V132H173ZM246 133H247V132H246ZM262 133H263V132H262ZM137 134H138V133H137ZM168 134H170V133L168 132L167 135H168ZM174 134H175V133H174ZM174 134H173V135H174ZM229 134H230V133H229ZM232 134H233V133H232ZM56 135H57V134H56ZM111 135H112V134H111ZM114 135H112V136H114ZM167 135H166V136H167ZM171 135H172V133H171ZM171 135H170V136H171ZM173 135H172V136H173ZM242 135H243V134H242ZM245 135H246V134H245ZM253 135H254V133H253ZM166 136H165V137H166ZM172 136L169 138V135H168V138L166 137V139L170 140V139L172 138L171 140H173L174 136H175V138L177 137L176 135H174L173 137H172ZM231 136H232V135H231ZM236 136H237V135H236ZM238 136H239V133H238ZM251 136H252V135H251ZM254 136H255V135H254ZM2 137H1V139H2ZM227 137H229V136H227ZM148 138H149V137H148ZM152 138H150V139L152 140ZM161 138H162V137H161ZM231 138H232V137H231ZM242 138H243V137H242ZM1 139H0V140H1ZM82 139H83V138H82ZM95 139H96V138H95ZM134 139H136V137H135ZM134 139H133V140H134ZM236 139H237V138H236ZM161 140H163V139H161ZM161 140L159 139V141H161ZM237 140H240V139H237ZM248 140H250V139L248 138ZM1 141H2V140H1ZM4 141H2V142H4ZM159 141H158V142H159ZM164 141H165V139H164ZM231 141H233V140H231ZM7 142H8V143H7ZM135 142H136V141H135ZM137 142L139 143V140H138V139H137ZM158 142H156V143L159 144ZM176 142H177V141H176ZM236 142H237V141H236ZM236 142H235V143H236ZM242 142H243V140H242ZM95 143H96V142H95ZM97 143H98V142H97ZM97 143H96V144H97ZM164 143H165V142H164ZM164 143H163V144H164ZM166 143H167V142H166ZM166 143L164 144L165 146H167ZM180 143H181V142H180ZM238 143H239V141H238ZM160 144H162V143H160ZM163 144H162V145H163ZM172 144H173V142H172ZM172 144H171V145H172ZM175 144H176V143H175ZM239 144H241V141H240ZM133 145H135V147H136V144H135V143H134ZM164 145H163V146H164ZM5 146H6V145H5ZM24 146H25V148H22V147H24ZM169 146H170V144H169ZM173 146H174V144H173ZM186 146H187V145H186ZM240 146H241V145H240ZM248 146H249V145H248ZM259 146H260V145H259ZM140 147H142V146H140ZM176 147H177V146H176ZM176 147H175V148H176ZM182 147H184V146H182ZM81 148H84V147L82 146ZM86 148H87V147H86ZM136 148H137V147H136ZM175 148H174L173 150H175ZM178 148H179V146H178ZM242 148H243V147H242ZM252 148H255V147H252ZM257 148H258V147H257ZM137 149H138V148H137ZM182 149H185V148H181V150H182ZM82 150H83V149H82ZM131 150H132V149H131ZM237 151H238V150H237ZM244 151H245V150H244ZM23 152H24L25 154H24ZM44 152L46 153L45 155H44ZM74 152H76V151H74ZM139 152H140V151H139ZM170 152H171V151H170ZM180 152H181V151H180ZM182 152H183V150H182ZM251 152H253V151H251ZM256 152H257V151H256ZM256 152H255V153H256ZM21 153H23L22 158H23V159L25 158V160H24L25 162L22 161L23 163H20V162L18 163V162H16V159H13V158H14V157L16 158V157L18 156V160H17V161H19V158H20V156H21ZM78 153H79V154H78ZM78 153H77V154H78L79 156L75 153V155H74L75 158H74L73 161H72L73 163L71 162L74 166H75V165H78V163H77L78 159H77V158H78V157L82 158V157L84 156V153H83V154H80V152H78ZM186 153H187V152H186ZM189 153H190V152H188L187 155H189ZM73 154H74V153H73ZM169 154H170V153H169ZM19 155H20V156H19ZM43 155H44V156H43ZM76 155H77V156H76ZM111 155L113 156V153H111ZM118 155L120 156L121 154L118 153L117 156H118ZM258 155H259V154H258ZM117 156H116V158H117ZM120 157L123 158L124 156H120ZM185 157H186V156H185ZM188 157H189V156H188ZM192 157H193V156H192ZM192 157L190 156L189 158H192ZM26 158H27V159H26ZM88 158H89V157H88ZM93 158H94V157H93ZM93 158H91L90 160L93 161ZM125 158H126L125 160L130 161V163H131L132 166H134V165H139V164H143V162L146 161V160H145V157H144V155H143L142 152L139 154V156H138V155H137V156H133V155L131 156V154H130V156H128V157L125 156ZM193 158H194V159H193ZM193 158H192V159L194 160L193 163L196 162L195 160H198V161H199V159H197V156H196V157H193ZM195 158H196V159H195ZM81 160H83V161H87V156L84 157V158L81 159ZM258 160H259V159H258ZM14 161H15L16 163L19 164V165H16L15 168H14V166H15V164H14L15 162H14ZM58 161L60 162V160H58ZM188 161H190V160H188ZM188 161L186 160V163H187V164H188V163L190 164V162H188ZM198 161H197V162H198ZM87 162H88V161H87ZM182 162H185V160H182ZM197 162H196V163H197ZM200 162H201V161H200ZM124 163H125V162H123V164H124ZM130 163H128L127 165H130ZM147 163H148V161H147ZM196 163H195V164H196ZM80 164H81V163H80ZM85 164H87V163L85 162ZM85 164H84V165H85ZM88 164H89V167H91L92 164H90V162H88ZM189 164H188V165H189ZM201 164H202V163H199V162L196 164V165H198V168H197V169L200 168L199 171H200L201 168H202V167H200ZM29 165H31V166H29ZM84 165H83V166H84ZM131 165H130V167H132ZM145 165H146V163H145ZM145 165H144V168H145ZM149 165H151V164H149ZM188 165H187V166H188ZM193 165H194V164H193ZM196 165H195V166H196ZM199 165H200V166H199ZM21 166H22V167H23V166H24V167H25V166H29V167L22 168ZM83 166H82V167H83ZM109 166H110V165H109ZM20 167H21V169H20ZM86 167H87V166H86ZM89 167H87V168H88V172H89L90 174H92L91 171H89V169L91 170L92 167H91V168H89ZM98 167H99V166H98ZM137 167H139V166H137ZM140 167H141V166H140ZM142 167H143V166H142ZM142 167H141V168H142ZM196 167H197V166H196ZM196 167H195V168H196ZM13 168H14V169H13ZM100 168H103V167H100ZM148 168H149V167H148ZM183 168H186V167H184V165H183ZM183 168H182V169H183ZM11 169H13V170H11ZM70 169H71V168H70ZM74 169L76 170V168H74ZM74 169H71V171L73 172ZM77 169H78V168H77ZM114 169H115V168H114ZM130 169H131V168H130ZM180 169H181V168H180ZM182 169L180 170V173H181ZM188 169H189V168H188ZM193 169H194V166H193ZM9 170H10V171H9ZM83 170H84V169H83ZM100 170H101V169H100ZM124 170H125V169H124ZM124 170H123V171H124ZM138 170H139V169H138ZM142 170H143V169H142ZM149 170H150V169H148V170L146 169V171H149ZM1 171H2V172H1ZM79 171H80V170H79ZM92 171H93V176H91V175H89V176H90V178H93V179H90L89 177H88V179H87L86 177L88 176L89 173L86 172V171L84 170V173H85V174L88 173V174H86V175H87V176L85 177L86 180L84 179V184H83V185H85V187H86V183H87V181L89 182V180H91V181L93 180V181L91 182V183H93V182L95 181V179H96V182H97V183L94 182V183H93L94 185L92 184L93 187H95V186H96V187H95V188L91 187L92 185L90 186L89 184H91V183H89V184H88V187H89V186H90V187H89V189L87 188L89 191H91V192L93 191V194H92L93 196L91 197V198H92L91 200H92L93 207H92L91 205H89V207H87L88 204H85V206H83V207L78 206V208H79V209L81 208V209H82V212H85V213H86V215H85V218H86V219L89 218V217H91V219H95L96 221L99 220V219H101L99 222L102 221V223H97V224H96L95 222H93V224H91L90 222L88 223V224H90V226L92 227V235H91V234H90V235H91L92 237L94 236V240H93V238H91V237H90V238L92 239V241H96V240H95V237H97V236H104V237L108 238V242H109V243L107 242L108 244H107V243H102V242H100V239H99V242H100V245H101V244H105V245H104V246H105L104 250H106V247H108L109 245H111V246H109V247L111 248V250H110L109 247H108V250H106V253L109 254V255H107L106 257H104V258L109 262V261L113 260V259L110 260V258H112V257L115 258V256H116V255H112L111 257H109L111 254L115 253V251H113V250H114V249L116 250V248L119 247V246L117 247L116 245H117V244L119 245V244L122 243V242H123V243H122V245H123L125 242H124L123 240L120 241V242H118V241H117L118 238L116 239V238H115L116 236L113 235V233H114V232H112V230L114 229V227H113V223H112V227H113V229H109V228H111V226H110L111 223H107V221L104 219V218H106V217L108 216V214H107L108 212H107V211H109V210L112 211V210H113L115 213H117V211H118V213H119V212L124 213V212H127V211H124V210H128V212L130 213V214L128 213V216L132 215L133 217H135V220H136V218H138V217L134 216V214H135V212H136L137 210H140V209L142 208V206H140V205H142V204L145 205V204L143 203V200H145V199L148 200V201L145 200V201H144L145 203H147V202H149L150 200H152L151 203H154V204H155V205H154V208H155L157 205L160 207L161 204H157V203H158V202H160V203H162V204L164 203V201H162V200H163V199H162V196H163L164 192H166V191H165L166 189L163 190L165 184H163V186H161L162 184H161V185L158 184V186H155V184H151L150 181H148V183H150V184H149V187L146 188V186H148V185H147V184H145V185L142 184L140 187L137 188V190L134 192V194L129 195V197H128V196L123 195V194H126V192L123 193V194L121 193V192H122V191H121V188H122V187H120V189H119V187H115V186H119V184H118V185L116 184V185L113 187V184L111 185V184L108 182L109 180L107 181L105 178H102L103 176L98 174L99 171L97 172V168H93ZM117 171H118V170H117ZM144 171H145V169H144ZM146 171H145V172H146ZM175 171H176V170H175ZM177 171H178V169H177ZM183 171L185 172L186 170H183ZM183 171H182V172H183ZM252 171H253V170H252ZM68 172H69V170H68ZM76 172H77V171H76ZM100 172H101V171H100ZM119 172H120V171H119ZM134 172H135V171H134ZM136 172H137V171H136ZM142 172H143V171H142ZM184 172H183V174H184ZM186 172H187V171H186ZM189 172H190V170H188V173H185V177H186V175L189 174ZM191 172H192V170H191ZM201 172H202V171H201ZM5 173H7V174H5ZM8 173H10V174H8ZM112 173H113V172H112ZM115 173H116V172H115ZM125 173H127V171H125ZM128 173H130V172L128 171ZM143 173H144V172H143ZM192 173H193V172H192ZM195 173H197V172H195ZM69 174L71 175V173H69ZM74 174H75V171H74ZM116 174L118 175V173H116ZM116 174H115V176H116ZM137 174H139V173L137 172ZM141 174H142V173H141ZM209 174H210V173H209ZM56 175H57V173H56ZM72 175H73V174H72ZM76 175H77V174H76ZM130 175H135V173H134V174L131 173ZM146 175H150V173L148 172V174H146ZM159 175H160V174H159ZM203 175H204V174H203ZM203 175H202V177H203ZM73 176H74V175H73ZM81 176L84 178L85 175H81ZM111 176H112V175H111ZM118 176L121 177V175H118ZM118 176H116V177H117V179L115 180L116 183H118V181H119L118 179H121V178H122V177H121V178H118ZM167 176H169V178L171 177V176L168 175V174H167ZM175 176L177 177V176H179V175L176 173ZM4 177H5V176H3V178H4ZM49 177H50V176L48 175V178H49ZM68 177H69V176H68ZM82 177H81V178H82ZM108 177H109V176H108ZM108 177H107V179H108ZM139 177H140V179H141V176H139ZM149 177H150V176H149ZM183 177H184V176H183ZM183 177H182V178H183ZM185 177H184V178H185ZM1 178H2V177H0V187H2L3 185H9V184H11V182H10L11 180H8V181L5 182L4 180L1 181ZM73 178H75L74 180H76V182L79 181V177H73ZM77 178H78V179H77ZM81 178H80V179H81ZM101 178H102V179H101ZM110 178H111V177H109V179H110ZM158 178H159V177H158ZM180 178H181V177H180ZM180 178H179V180L182 179V178H181V179H180ZM194 178H195V177H191V179H190L191 181H190L188 178H185V179H184L185 181H183V182H185V183L187 182L188 184H187V186H186V184H185V186H183V185H182L183 182L181 183V182H179L177 179L175 180V179H174V176H173V179L175 180V183H174V184H178V183H180V184L183 186V187H182L180 184H178V185H174V187L176 186V188H178V187H180V189L182 188V190H183L184 193H185V191L187 190L186 187H189L188 189H190V187H191V186H194V185L197 187V184H196V183H197V180H195ZM204 178H205V179L208 178V175L203 177V181H204V182H202V184H206V187H209V186H210L209 183H211V184H212L211 186L215 188L216 185H215L214 183H212V182H214V181L212 180V177L209 176V178H208L207 180H204ZM210 178H211V179H210ZM37 179H38V181H37L38 185H36V186L34 187V189H33L34 191H36V194H37V195L34 194L33 196L30 197V198H31V202H30L31 204H30V203L26 204V208H25L26 210H25V212L21 214V213H19L17 210H14V208H11V209L13 210L14 213H16V214H18V215H20V216L22 217L23 221L27 224V225H26V228L23 229V230L21 229V231H18V228H17V229H14V228H16V227H14V226H16V224H13V225H14V226H13L12 224H10V221L12 222V220H8V219H7V220L9 221V223L7 224L8 221H6V218H5V219H4V221H6V223H5V225H4L5 227L3 226V223H2V227H4V229H2V228L0 229V231H1V233H0L1 236H0V237L3 239L4 242H6V243L9 245V248L15 252V253L13 254V256L16 254V256L19 258L18 260H19V261L21 260V261H20L21 263L19 262L20 264H45L44 262H46V260H49L50 262H52V264H64L66 258L63 257L62 254H60L59 250H53L52 252L49 253V251H48L49 247H48V245H47V241H46V240H48V239L51 240V242H52V240L55 241V236H57V235H60L61 237H63V236H67L65 232H66V229H68V228H65V232H64V229H63L64 227L61 226V222H59L58 219L56 218V216H54L55 213H56V214H57V217H58L59 215H58L57 212H58L59 210H60V211L62 210V206L60 205L61 203H60V201H59V199H58L56 193L54 192V191H55L54 189H55L56 186H55L54 183H53V186H55V187H53V188H47V187H49V184H50V181H51L50 179H52V178L49 179V184H48V186H46L47 184H46V185L44 184V183H45L44 180L47 179V178L41 177V175L39 174L38 177H37ZM137 179H139V178H137ZM137 179H136V180H137ZM140 179H139V180H140ZM152 179L155 180V179H156L155 176H153ZM186 179H187V180H186ZM192 179H193V180H192ZM22 180H23V179H22ZM70 180H71V179H70ZM81 180H82V179H81ZM81 180H80V184L83 183V181L81 182ZM117 180H118V181H117ZM126 180H127V179H126ZM136 180H135V181L133 180L134 182L132 181L133 184H134V183H135V184L137 183ZM160 180H161V179H160ZM182 180H183V179H182ZM188 180H189V182H188ZM3 181H4V183H3ZM63 181H64V180H63ZM122 181H123V179H122ZM142 181H147V179H146V180H145V179H144V180L142 179L141 182H142ZM176 181H177V183H176ZM192 181H193V182H192ZM194 181H196V182L194 183ZM206 181H207V182H206ZM209 181H210V182H209ZM1 182H2V183H1ZM40 182H41V184H42V185H41L42 187L39 186V185H40V184H39ZM46 182H47V181H46ZM51 182H52V181H51ZM85 182H86V183H85ZM110 182H111V183H114V182H112V179H111ZM120 182H121V181H119V183H120ZM123 182H125V181H123ZM191 182H192V183H191ZM71 183L73 184V181H72ZM77 183H78V182H77ZM130 183H131V181H130ZM157 183H158V182H157ZM33 184H34V183H33ZM97 184L99 185V188L97 187V186H98ZM121 184H122V183H121ZM183 184H184V183H183ZM74 185H75V184H74ZM74 185H73V186H74ZM123 185H124V183H123ZM136 185H137V184H136ZM189 185H190V186H189ZM214 185H215V186H214ZM45 186H46V189H45ZM50 186H51V184H50ZM73 186H72V189H73ZM211 186H210V187H211ZM70 187H71V186H70ZM77 187H78V186H77ZM167 187H168V186H167ZM196 187H194V188L191 187L192 189H190V190H192V192H191V191L188 192L189 190H187V192H186V195H187V193H189L188 195H190V194L192 193V194H191V197H190L191 199L193 198V195L197 193V192L195 191V190H197ZM204 187H205V185H204ZM90 188H93L94 190H90ZM97 188H98V189H97ZM183 188H185L186 190H184ZM29 189H31V188H29ZM64 189H65V188H64ZM75 189H76V188H75ZM75 189H74V191H75ZM82 189H83V188H82ZM87 189H86V191L84 190V193H85V192L87 193V191H88ZM96 189H97V190H96ZM115 189H116V190H115ZM118 189H119V192L121 191L120 193L117 191ZM123 189H125V188H123ZM153 189H154V190H153ZM170 189H172V188L169 187L168 190H170ZM180 189H179V192H180ZM193 189H195V190H194L195 192L193 191ZM33 190H28L29 192H28V191H27V192L30 193V191H32V193H34ZM45 190L47 191V193L50 192V195L47 194ZM65 190H66V189H65ZM95 190H96V193H97V194H95V192H94ZM100 190H101V191H100ZM162 190H163L164 192H163ZM182 190H181V191H182ZM89 191H88L87 195H88V194L90 195ZM98 191H100L99 194H98ZM111 191L114 192V194H112ZM126 191H127V190H126ZM154 191H155V192H158V193L160 194L161 197L159 196L158 193H157V195H156V193H154V195H153V192H154ZM183 191H182V192H183ZM25 192H26V190H25ZM25 192H22L21 194L19 193V194H20V195L18 194L19 197H20L23 193H25ZM37 192H39V193H37ZM64 192H65V191H64ZM67 192H69V191H67ZM80 192H81V191H80ZM80 192H79V193H80ZM110 192H111V193H110ZM162 192H163V193H162ZM177 192H178V191H177V189H176V190L174 191V193H176V195H174V196L178 198V195H179V194H178ZM182 192H181V194L183 195ZM193 192H194V193H193ZM200 192H202V191H200ZM28 193H27V194H28ZM77 193H78V192H77ZM84 193H83V194H84ZM127 193H128V192H127ZM169 193H170V192L167 191V194H168V195H166V196H167V198H168V200H167V201H168V205H169V201H170V197H169V196H171V197L173 196V194H172V190H171V194H172V195H169ZM25 194H26V193H25ZM62 194H63V193H62ZM64 194H65V193H64ZM70 194H71V193H70ZM181 194H180V195H181ZM23 195H24V194H23ZM75 195H76V197L79 196V195L77 196V194H75ZM89 195H88V196H89ZM95 195H96V196H95ZM155 195H156V197H159V198H161L162 200L158 198V202L156 203V201H157L156 199H157V198L155 199ZM180 195H179V197H180ZM182 195H181V196H182ZM64 196H65V195H64ZM66 196H67V195H66ZM174 196H173V197H174ZM17 197H18V196H16V199H15V200H17ZM21 197H22V196H21ZM83 197H84V196H82V198H83ZM152 197H153V198H152ZM163 197H164V196H163ZM173 197H172L171 200H173ZM184 197H185V198H184ZM184 197H183L184 199H182V201H184L188 196H185V194H184ZM10 198H11V196H10ZM10 198H9V199H10ZM30 198H29L28 201H30ZM62 198H63V197H62ZM65 198H66V197H65ZM71 198H72V196H71ZM177 198H176V200H178V202H179L180 199H179V198L177 199ZM205 198H206V196L202 197V200H201L202 202L204 201V206L207 205V203H208L207 200H209L208 197L206 198V200H203V199H205ZM9 199H8V201H10ZM18 199H19V198H18ZM33 199H34V200H33ZM63 199H64V198H63ZM66 199H67V198H66ZM77 199H79V198H77ZM80 199H81V198H80ZM80 199H79V200H80ZM149 199H150V200H149ZM153 199L156 200V201L153 202V201H154ZM174 199H175V198H174ZM191 199H190V200H191ZM141 200H142V204H140ZM176 200H175V201H176ZM186 200H187V199H186ZM186 200L184 201L185 204H186V202H187ZM5 201H6V200H5ZM28 201H27V202H28ZM52 201H54V202H56V203H57V201H58V204H59V210H58V207L56 208L57 204H55V209H53V208H54V204H52ZM68 201H69V199H68ZM88 201H89V200H88ZM167 201H166V203H167ZM212 201H213V199H212ZM212 201H210V202L212 203ZM79 202H80V201H79ZM86 202H87V199H85V202H84V203H86ZM89 202H90V201H89ZM178 202L176 201V202H174V203L177 204ZM195 202H196V201H195ZM205 202H206V203H205ZM6 203H7V202H6ZM6 203H4V204H6ZM62 203H63V200H62ZM66 203L68 204V202H66ZM170 203H173V202L170 201ZM174 203H173V204H174ZM213 203H215V202L213 201ZM220 203H221V202H220ZM77 204H78V202H77ZM79 204H80V203H79ZM79 204H78V205H79ZM139 204H140V205H139ZM156 204H157V205H156ZM205 204H206V205H205ZM216 204H217V203H216ZM218 204H219V202H218ZM50 205H51V206L53 205V208H52ZM63 205H64V204H63ZM82 205H83V203H82ZM86 205H87V206H86ZM95 205H96V207H95ZM98 205L100 206V208L97 207ZM150 205H151V204H149V206H150ZM152 205H153V204H152ZM178 205L181 206L180 203H178ZM178 205H177V206H178ZM198 205H199V204H198ZM208 205H209V204H208ZM208 205H207V206H208ZM210 205L212 206V204H210ZM13 206H14V204H13L11 207H13ZM66 206H67V205H66ZM69 206H71V205L69 204ZM69 206L67 207L68 210L70 209ZM138 206H140V207H139L140 209L138 208ZM146 206H147V205H146ZM158 206H157L158 209H160L161 207L164 208V209H163V208L160 209V212H161V210L165 211V209H166V208H165V205H164V206L162 205L160 208H159ZM201 206H202V208H203V205H201ZM207 206H206V207H207ZM213 206H215V204H214ZM213 206H212V208H213ZM6 207H7V206H6ZM14 207H15V206H14ZM64 207H65V205H64ZM143 207H144V206H143ZM168 207H169V209L171 208L170 206H167V208H168ZM198 207H199V206H198ZM216 207H218V205H217ZM216 207H214V208H216ZM219 207H221V206L219 205ZM49 208H50V210H49ZM149 208H152V207H149ZM154 208H153V209H154ZM199 208H200V207H199ZM199 208H198V209H199ZM207 208H208V207H207ZM136 209H137V210H136ZM153 209H152V210H153ZM155 209H156V208H155ZM155 209H154V210H155ZM158 209H157V210H158ZM169 209L167 210V214H168V213H171V214H172V211H173L172 208L170 209V211H169ZM178 209H179V208H178ZM178 209H175V211L178 210ZM193 209H195V207H194ZM196 209H197V206H196ZM219 209H221V208H219ZM3 210H4V209H3ZM12 210H10V211L12 212ZM51 210H52V213L49 212V211H51ZM57 210H58V211H57ZM119 210H123V211H119ZM142 210H143V209H142ZM142 210H141V211H142ZM149 210H150V209H149ZM157 210H156V211H157ZM202 210L205 211V209H202ZM209 210H211V207H210ZM222 210H223V209H222ZM1 211H2V210H1ZM1 211H0V212H1ZM62 211H63V210H62ZM64 211H67V210L64 209ZM105 211H106L107 213H106ZM111 211H110L109 215H111V213H112V215H113L114 212H111ZM130 211H131V212L133 211L132 214H131ZM141 211H140V212H141ZM158 211H159V210H158ZM182 211H183V210H180L179 212L177 211V212L179 213L178 216H181L180 214H182V213H180V212H182ZM188 211H189V210H188ZM188 211H187V212H188ZM204 211H203V212H204ZM215 211H216V210H215ZM220 211H221V210H220ZM48 212H49L52 216H51L50 214L48 215ZM54 212H55V213H54ZM67 212H68V211H67ZM67 212H66V214H67ZM71 212H72V211H71ZM71 212H70V213H71ZM102 212H105V213H102ZM140 212L138 211V212H137V215H138ZM148 212H150V211H147V215L149 214ZM173 212H174V211H173ZM194 212H199V211L195 210ZM206 212H207V211H206ZM206 212H205V213H206ZM85 213H84V214H85ZM118 213H117V214H118ZM133 213H134V214H133ZM142 213H143V216H144V214H145V210H143ZM161 213H163V212H161ZM165 213H166V212H165ZM199 213H200V212H199ZM212 213H213V212H212ZM6 214H8L7 211H6ZM53 214H54V215H53ZM68 214H69V213H68ZM79 214H80V212H79ZM102 214L105 215V217H103V219H102V216H101ZM158 214H159V212H158ZM171 214H170V215H171ZM194 214H195V213H194ZM70 215H71V214H70ZM106 215H107V216H106ZM141 215H142V214H141ZM150 215H151V214H150ZM187 215H188V216H187ZM197 215H198V214H197ZM206 215H210V214H207V213H206ZM206 215H204L205 217H203L202 215H200V216H202V217H200V218H202V219H199V220H200V221L198 220L199 222L196 221V222H198V223L193 222L194 220H196V218H193V217H192V219H194V220H191V221H192V223H191V221H190V218H191V217L189 218V214H186L187 219H184V218L182 219V218H180V219H182L181 222H179L180 220H176V219H175V216H172V217L176 220V222H174V221L172 220L173 218H172L171 216H170L171 218L168 217V218L170 219L169 222H172V221H173L174 223H176V225L178 224L177 222H179V224L177 225L178 227H176V225H175L176 231H177L178 233H177L176 231L172 230V229H174V228H173L174 223H170V224H169V225H170L169 228L172 226V227H171L172 229H171V228H170V229H171L173 232H172L170 229H168V228L166 227V226H168V223H167L168 220H167V219H165V221H164V222L167 223L166 225H165L164 222H163V224H164L165 226H164V225H160L159 223H157V221H155L156 224L153 223V224L155 225V227H154V225H152V222L150 223V221L152 220V217H150V216H149V217H150L151 220L148 219L149 217H148V218L146 217L147 219L145 218V219L148 220V221H146L145 219H138V220L140 221V223H141V221H144V220H145L146 222L150 223V224L153 226V227H151L150 224L146 223L145 221H144V222H145L146 224L143 222V223H144V227H143V229L145 228L144 230H146V231L148 232L147 234L149 235V238H148V235L146 234V238L149 240L148 243H147L146 241L143 240V237H145V235L142 236V237H141V236H137L138 238H137L136 236H134V235H135L134 233H136V232H137V234H138V233H139V234H140V233L143 234L145 231L143 232V231H141V230H139V229L136 230V229L134 228V227L136 226L135 223H133V224H134V227L129 228L130 226H132V224H131L132 222H130L129 227H128V228H125V229H130V230H128V231H129L131 237L133 238V241H134V238H135V239L137 238V240H136L134 243H132L133 241H132V242L130 241L131 244H130V243H129V244H130L131 247H129V246H128V248L126 247L127 245H129L128 242H127V245H126L124 248L122 247V249H121V248L119 247L121 250H119V248H118V250L121 251V252H123V254H125V253L128 254V256H130V257L133 256V257H136V258H137V257H139V256H142V255L144 256L145 254L149 253V250H151V252L154 253V251H155L154 248L157 246V250L155 251L156 253H154V254L157 255V256H161L162 253H158V252H160V250L158 249V247L160 246V245H159V241L161 240V244H165L166 246H170L171 248H173V249L175 250V251H172L173 253H174V252L177 253L176 255H174L175 257H176V256H177V257H183V259H186L187 261H189V259L192 260V259L194 258L193 260H195V261L191 262V263H193V264H198V262H200V264H202L201 262L207 264L208 261H212V260H214L215 258H217L218 253L220 254V255H218V257L226 253L227 250L225 251V249H226L225 247L228 248V246H227V243H228V242L225 240V241H224L225 243H224V242H222V241L224 240V238L222 239V241H221V239L219 240V238H218V237H221V238H222V236L218 234V233L220 232V231L218 230V229H220V228H219L220 226L217 224V222H218L217 220H218V219L215 220L213 217H211V218H212V221H213V219L215 220V221L212 222L211 219L208 220V219L206 218ZM212 215H213V214H212ZM214 215H215V214H214ZM49 216H51L52 218L49 217ZM53 216H54V217H53ZM67 216H68V215H67ZM67 216H66V217H67ZM86 216H88V217H86ZM118 216H119V215H118ZM125 216H127V215H123V217H125ZM139 216H140V214H139ZM168 216H169V215H168ZM184 216H185V214H184ZM186 216H185V218H186ZM191 216H192V215H191ZM210 216H211V215H210ZM215 216H217V215H215ZM215 216H214V217H215ZM222 216H223V215H222ZM9 217H10V216H9ZM14 217H15V216H14ZM123 217L121 216V218H123ZM144 217H145V216H144ZM155 217H156V216H154V218H155ZM158 217H159V216H158ZM195 217H197V216L195 215ZM223 217H224V216H223ZM11 218H13V217H11ZM108 218H109V217H108ZM115 218H116V216H115ZM118 218L121 219L120 217H117V220H118V221H119ZM140 218H141V217H140ZM154 218H153V219H154ZM159 218H160V217H159ZM159 218H158V220H159ZM203 218H204V219H203ZM205 218H206V219H205ZM208 218H209V217H208ZM17 219H18V218H17ZM111 219H113V217H112ZM123 219H124V218H123ZM123 219H122V220H123ZM130 219H131V216H130ZM132 219H133V218H132ZM132 219H131V221H132ZM156 219H157V218H156ZM156 219H155V220H156ZM178 219H179V217H178ZM221 219H222V218H221ZM221 219H220V222H221ZM15 220H16V219H15ZM56 220L58 221L57 223L59 224V225H57V228L60 226L59 229H57L58 234L55 232L57 235H55L52 231H50V229L53 230V228L56 227V225H55L53 228H50V227L53 226V224H55L54 221H56ZM74 220H75V219H74ZM79 220H80V218H79L77 221L79 222ZM113 220H114V219H113ZM113 220H112V222H114V226H115V221H113ZM115 220H116V219H115ZM122 220H120V221H122ZM124 220H125V219H124ZM124 220H123V221H124ZM135 220H134L133 222H135ZM183 220H184V221H183ZM186 220L190 221V223H187ZM225 220H226V219H225ZM52 221H53V222H52ZM69 221H70V218H69ZM88 221H90V220L88 219ZM109 221H110V219H109ZM123 221H122V222H123ZM182 221H183V223H182ZM185 221H186V222H185ZM223 221H224V220H223ZM223 221H222V223H223ZM63 222H64V221H63ZM70 222H72V221H70ZM74 222H76V220H75ZM97 222H98V221H97ZM128 222H129V220H128ZM137 222H138V221H137ZM158 222H160V220H159ZM184 222H185V223H184ZM225 222H227V220H226ZM225 222H224V223H225ZM15 223H16V222H15ZM19 223H20V222H19ZM57 223H56V224H57ZM94 223H95V224H94ZM124 223H125V222H124ZM180 223H181V225H180ZM213 223H214V224H213ZM218 223H219V222H218ZM224 223H223V224H224ZM230 223H231V222H230ZM64 224H65V223H64ZM70 224H71V223H70ZM120 224H121V223H120ZM138 224H139V223H138ZM147 224H148L151 228L148 227ZM172 224H173V225H172ZM184 224H185L186 227H185V226H182V225H184ZM189 224H190V226H188ZM191 224H192V227H193L192 229H193V231H194L195 233H197L198 231L196 232L194 228L200 230V231H199V234H195V233H192V234H195V235H197V236H201V238L199 237V238L201 239L200 241H199V239H197V240L199 241V244H202V243H203V242H201L202 239L205 240L204 243H206V246H208V249H204V250H207L206 252H205V251L203 250V248H202L203 245H205V244H203L202 247H201L202 250L204 251V252H203V251H201V248H200V250H199V249H197V246H194V244H196V243L193 244V242H192L193 240H192V239H191L192 241H191V240H187V237H188V236H191V237L194 236V235H192L191 233H190L191 235H188L189 233L187 234V232H186V231H188V227L191 228ZM220 224H221V223H220ZM71 225H73V223H72ZM79 225H82V224H80V222H79ZM116 225L118 226L117 223H116ZM139 225H140V226H139L140 229H142L141 226H143V225H142V224H139ZM145 225H146V226H145ZM6 226H8V227H6ZM22 226H23V225H22ZM64 226H65V225H64ZM74 226H75V224H74ZM76 226H77V225H76ZM76 226H75V229H77ZM123 226H125V225H123ZM123 226H122V227H123ZM213 226H214V227H213ZM215 226L218 228V229H217V230H218V233L216 232V227H215ZM221 226H222V225H221ZM65 227H66V226H65ZM79 227H80V226H79ZM84 227H85V226H84ZM87 227H88V226H87ZM125 227H126V226H125ZM165 227H166L167 230L165 229ZM181 227H182V228H181ZM183 227H185V228L183 229ZM6 228L8 229V231H6V230H7ZM20 228H21V227H19V229H20ZM73 228H74V227H73ZM73 228H71V229H73ZM80 228H81V227H80ZM115 228H116V227H115ZM137 228H138V227H137ZM146 228H149V229L147 230ZM152 228H154V230H153ZM190 228H189V229H190ZM214 228H215V229H214ZM222 228H223V227H222ZM81 229H82V228H81ZM116 229H117V228H116ZM116 229H115V230H116ZM118 229H119V228H118ZM125 229H124V233L126 232L125 234H127L128 231H126ZM143 229H142V230H143ZM180 229H181V230H185V231H184V235H185L186 238H184V239H186V240H183V239H182V236L179 235V233L182 232ZM227 229H228V231H229V227H228V226H227V228L225 227L223 230H226V232H227ZM15 230H16V231H15ZM77 230H79V229H77ZM115 230H113V231H115ZM149 230H150V231L152 230L153 232H152V231L149 232ZM5 231H6V233H5ZM54 231H56V228H55ZM71 231H74V229L71 230ZM79 231L81 232V230H79ZM86 231H87V230H86ZM139 231H140V232H139ZM170 231H171V232H170ZM2 232H3V233H2ZM51 232H52L55 236H53V234H52ZM76 232H78V231H76ZM82 232H83V230H82ZM82 232H81V234H82ZM131 232H132L134 235H132ZM175 232H176L177 234H176ZM185 232H186V234H185ZM50 233H51V234H50ZM68 233H69V232H68ZM68 233H67V234H68ZM73 233H74V232H73ZM73 233H72V234H73ZM129 233H128V235H129ZM145 233H146V232H145ZM228 233H229V232H228ZM64 234H65V235H64ZM76 234L78 235V233H76ZM141 234H140V235H141ZM217 234H218V235H217ZM77 235H75V233H74V237H75L76 239L79 237L80 233H79L78 237H76ZM90 235H89V236H90ZM120 235H121V234H120ZM181 235H182V234H181ZM186 235H187V236H186ZM50 236H52L53 239H52V238H51V239L48 238V237H50ZM126 236H127V235H126ZM126 236H125V238H126ZM230 236H231V235H230ZM230 236H229V237H230ZM80 237H81V236H80ZM80 237H79V238H80ZM82 237H83V236H82ZM82 237H81V238H82ZM84 237H85V236H84ZM129 237H130V236H129ZM131 237H130V238H131ZM153 237H154V238H153ZM63 238H64V237H63ZM68 238H69V237H68ZM68 238L66 237V240H67ZM72 238H73V237H72ZM75 238H74V240H75ZM132 238H131V239H132ZM146 238H145V239H146ZM152 238H153V239H152ZM189 238H190V237H189ZM194 238H195V237H194ZM197 238H198V237H197ZM58 239H59V238H58V236H57L56 240H58ZM156 239H158V242H157ZM59 240H60V239H59ZM62 240H64V241L66 242L65 239H62ZM82 240H83V239H82ZM82 240H78L77 242H80V241H82ZM87 240H88V239H86V241H87ZM150 240H151V241H150ZM197 240H195V242H197ZM60 241H61V240H60ZM60 241H59V243H61V242L64 243L63 241H61V242H60ZM101 241H102V240H101ZM126 241H128V240H126ZM220 241H221L222 243L226 244L224 248H223V245L221 244ZM234 241H235V240H234ZM4 242H3V243H4ZM29 242H30V245H32L33 247H35V248L37 249V252H38L39 255L36 254V251H35L34 249H32L33 247L31 248V246L26 245V243H29ZM49 242H50V241H49ZM49 242H48V243H49ZM70 242H74V241H70ZM70 242L68 241V243H67V244H68V250H70V249H69V245L71 246ZM82 242H83V241H82ZM200 242H201V243H200ZM226 242H227V243H226ZM230 242L232 243V241H230ZM230 242H229V243H230ZM3 243H2V244H3ZM59 243H58V241H57V244H59ZM87 243H88V242H87ZM151 243H154V245L151 246V247H153V246H154V247H153L152 249H151V247L147 248L148 245H145V244H150V245H151ZM231 243H230V244H231ZM0 244H1V243H0ZM2 244H1V245H2ZM54 244H55V243H54ZM64 244H65V243H64ZM84 244L86 245V243H84ZM142 244L145 245V248H146V249H149V250L144 251V250L142 249V247H143ZM1 245H0V248L5 247V246H3V245L1 246ZM85 245H83V243H82V247L85 248ZM107 245H108V246H107ZM124 245H125V244H124ZM140 245H142V246L140 247ZM150 245H149V246H150ZM196 245H197V244H196ZM78 246H79V245H78ZM78 246H77V244H76L75 247H77V249L79 250L80 248H78ZM101 246H102V245H101ZM101 246H98V247L100 248ZM231 246H232V244H231ZM93 247L95 248V246H93ZM114 247H115V248H114ZM5 248H6V247H5ZM86 248H88V245H87ZM125 248H126V250H125ZM129 248H130V250H131V249H132V250H131V251L128 250V251H130V252L128 253L127 249H129ZM143 248H144V247H143ZM206 248H207V247H206ZM6 249H7V248H6ZM71 249H72V247H71ZM96 249H97V248H96ZM96 249H95V250H96ZM102 249H103V248L101 247V248H100V251L103 252L104 250H102ZM112 249H113V250H112ZM141 249H142V250H141ZM165 249H166V248H165ZM165 249H164V250H165ZM223 249H224L225 252L223 251ZM228 249H229V248H228ZM233 249H235V247H234ZM0 250H2V249H0ZM29 250H30V251H29ZM31 250H32V251H31ZM62 250H64V249H62ZM62 250H61V251H62ZM68 250H67V251H68ZM72 250H73V251H72ZM72 250H71V251L74 252V249H72ZM78 250H76V252H77ZM80 250H81V249H80ZM80 250H79V251H80ZM109 250H110L111 252L108 253ZM122 250H124L125 252L122 251ZM152 250H153V251H152ZM170 250H171V249H170ZM2 251H3V250H2ZM2 251H0V253H1ZM9 251H10V250H9ZM64 251H65V250H64ZM67 251H66V252H67ZM79 251H78V253H79ZM85 251H87V250H85ZM96 251H98V250H96ZM112 251H113V253H112ZM116 251H117V250H116ZM126 251H127V252H126ZM147 251H148V252H147ZM157 251H158V252H157ZM228 251H230V253H228V255L231 254V252H232L231 249L228 250ZM228 251H227V252H228ZM30 252H31V253H30ZM32 252H33V253H32ZM40 252H41V253H40ZM66 252H65V253H66ZM76 252H74V253L76 254ZM80 252H81V251H80ZM88 252H89V251H88ZM233 252H235V251H233ZM233 252H232V254L234 255L235 253H233ZM4 253L6 254V256H5L6 258L4 257ZM48 253H49V255H50V258H47V259H46V255L49 256ZM69 253L72 254L70 251H69ZM74 253H73V254H74ZM97 253H99V252H97ZM106 253H105V254H106ZM110 253H111V254H110ZM157 253H158V254H157ZM163 253H164V252H163ZM169 253H170V251H169ZM63 254H64V253H63ZM67 254H68V253H67ZM73 254H72V255H73ZM86 254L88 255V253H86ZM1 255L3 256V257L1 256L3 260H4V258L7 259V260H4L5 262H7L6 264H9V263L12 264L11 262H14V261H11V260H14V258H12V257L7 258V257H9V253H8V252H6V251L4 252V251H3V252L1 253ZM10 255H11V251H10ZM68 255H69V254H68ZM72 255H69V257H70V256H71V257H73V256L75 257V255H73V256H72ZM82 255H83V254H82ZM162 255H164V254H162ZM179 255H180V256H179ZM195 255H198V256H199V259H198V256H196L197 259H195V258H196ZM226 255H227V253H226ZM228 255H227V256H228ZM80 256H81V254H80ZM88 256H89V255H88ZM88 256H86V257H88ZM98 256H99V257H102V256H100V253H99ZM146 256L149 257V254H147ZM150 256H152V255L150 254ZM172 256H173V255H172ZM214 256H216V257H214ZM224 256H225V255H224ZM67 257H68V256H67ZM74 257H73V258H74ZM81 257H82V256H81ZM86 257H85V258H86ZM107 257H109V259H108ZM116 257H117V258H118V257H121V258L124 260V258H123L122 256H116ZM125 257H127V256H125ZM130 257H127V258H130ZM147 257L144 258V259H143V258H141V259H142V260H145V259H146V260L148 261V260H152V259L154 258V257H153V258L150 257L151 259H150V258L148 259ZM161 257H163V260H165V259H164L165 255H164V256H161ZM175 257H173V258H175ZM200 257H204V259L206 258L208 261H206V260H205L206 262H205V261H202V260H200ZM209 257H210V258H209ZM213 257H214V258H213ZM229 257H230V255H229ZM229 257H228V258H229ZM238 257H239V256H238ZM89 258H90V256H89ZM117 258H116V259H117ZM208 258H209L210 260H209ZM228 258H227V259H228ZM230 258H232V257H230ZM233 258H234V259H233ZM233 258H232L231 260L229 259L230 262H229L228 264H230V263H231V264H234L236 261L238 262V260H240V259H238V260L235 261V259H236V258H235V255L233 256ZM81 259H82V258H81ZM81 259L79 258V260H81ZM83 259H84V257H83ZM101 259H103V257H102ZM118 259H119V258H118ZM155 259H157V258H155ZM175 259H176V258H175ZM227 259L224 261L225 263H226V261L228 262ZM8 260H9L10 262H9ZM76 260H77V259H76ZM119 260H121V259H119ZM132 260H133L134 263H136V262H135V258L132 259ZM146 260L144 261L145 263H147ZM153 260H154V259H153ZM153 260H152V261H153ZM158 260L161 261L162 258L160 259V258L158 257L157 261H158ZM166 260H167V259H166ZM176 260H178V259H176ZM176 260H175V261H176ZM186 260L183 261L184 264H186V263H185ZM196 260H197V261L199 260V261L196 262ZM217 260H218V259H217ZM217 260H216L217 263L215 262L216 264H218V262H219V261H217ZM232 260L235 261V262H233ZM102 261H103V260H102ZM124 261L126 262V260H124ZM157 261L155 260L156 263H155L154 261H153V263H154V264H158ZM175 261H174V262H175ZM178 261H179V260H178ZM180 261H181V260H180ZM187 261H186V262H187ZM2 262H3V261H2ZM66 262H69V261L67 260ZM66 262H65V263H66ZM90 262H91V260H90ZM94 262H95V261H94ZM96 262H97V261H96ZM122 262H123V261L121 260L120 263H122ZM137 262H138V261H137ZM144 262L142 261L141 263L144 264ZM148 262H150V261H148ZM164 262H165V261H164ZM164 262H163V263H164ZM194 262H195V263H194ZM224 262H223V263H224ZM232 262H233V263H232ZM17 263H18V262H15L14 264H17ZM48 263H49V262H48ZM69 263H70V262H69ZM82 263H84V261H83ZM87 263H88V262H87ZM109 263H111V262H109ZM109 263H108V264H109ZM112 263H113V262H112ZM112 263H111V264H112ZM120 263H119V264H120ZM127 263H128V261H127ZM127 263H126V264H127ZM141 263H140V264H141ZM159 263H161V262H159ZM187 263H188V262H187ZM191 263H190V264H191ZM221 263H222V262H221ZM0 264H1V263H0ZM2 264H3V263H2ZM72 264H73V263H72ZM85 264H86V263H85ZM123 264H124V263H123ZM147 264H148V263H147ZM150 264H152V263L150 262ZM170 264H171V263H170ZM172 264H174V263H172ZM219 264H220V262H219ZM235 264H238V263H235Z\"/></svg>", "mask_w": 264, "mask_h": 264}]
</instances>
